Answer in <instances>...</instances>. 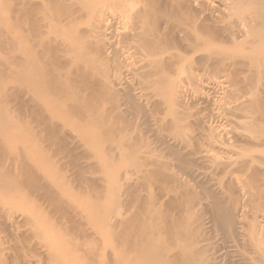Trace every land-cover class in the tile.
Returning a JSON list of instances; mask_svg holds the SVG:
<instances>
[{"label":"rangeland","instance_id":"obj_1","mask_svg":"<svg viewBox=\"0 0 264 264\" xmlns=\"http://www.w3.org/2000/svg\"><path fill=\"white\" fill-rule=\"evenodd\" d=\"M53 1L52 0H35V2H34V0H30L29 1V4L31 6H33L32 9H35V11H31V13L35 12V15L33 13V16H37L36 18H38L39 19L38 21L40 22L39 24H34L33 23L35 26L32 24V21L34 19L32 21H31V17L29 18L30 20L29 19H25L26 21L23 20L22 18L19 19L20 15H17V13H15L17 11L16 9H14V11H15L14 12L12 10L13 9L12 7L9 6L11 8L10 9L9 7H7L4 4V2H5L4 0L0 1V30H1V35H0V57H2V59H3L1 61H4V63L0 62V68H2V69H0V82H1V80H2V82L5 81V85L6 84L7 85L5 87L4 83H2L4 88H5V89L2 88V90L3 91L5 90V91L8 92L6 94V92H2V90L0 91V108L3 107L2 109H0V124H1L0 129L1 128L3 129L2 132L0 130V137L2 136V137L7 138L9 140V141H7V139H5V142H6V143L4 142L5 145L8 146V144H9V146H11V147L13 145H15V146L19 145L20 148L22 150H24V151L25 150H33L32 143L34 141L30 142V139L33 138L32 134L34 132H36V131L40 132L41 130L43 132L44 128H42V126L45 127V124H46L45 122L47 121V120L44 121V123H45L44 124L41 121L42 119L40 120L41 117H39V115H38L39 119H38L37 116H35L37 114H34V112H35L34 110L35 109L32 108V104L34 105V102H31L33 100V97L31 98V96H32L31 93H29L31 95L30 96L25 91L22 92L23 89H26L29 86L31 87L30 89L28 88L30 91H32V87H34V85H35L34 89L36 87H38V84L36 86L37 80H36V83H35L34 82L35 78L30 74L28 69H27V71L25 69L26 73L29 72V75L31 77H33V80H32V78L30 80H32L33 84L34 83L35 84L33 85L32 83L31 84L28 83L29 86H27L26 88L25 87L23 88L22 84H21V79H20L21 77L19 78V75L16 74L18 71L16 73L13 72L14 71L13 69H16V67H17L16 66L17 63L18 62L19 63L22 62V55L19 53L20 56L18 57L17 56L18 52L13 51V49H12L15 46L14 44H16L17 48H18V44L21 45L22 43H23V45L25 43H27L28 46H29V44L31 42H34V39H35L36 40L35 43L37 41H39L40 44H43L44 41H45L44 45H46V46L50 45L51 48H55L56 44L58 43L57 44V48H60L59 46H61V47L63 46L61 44L62 42H63V44H64V42H65V44H67L66 43L67 41L69 42V41L72 40V36H70V33H72V34L74 33V35H75L76 34L75 32L78 31V30H80L79 32H82V34L83 33H85V34L88 33L87 34V36L89 35V37L87 38L88 40H89V38L91 36H93V37H91L92 39H90V41L91 40L94 41L96 36L98 37V39L102 36L103 40H102V38L99 39L100 42L103 41L102 44H100V45H101V48L102 47H105V48H102V50L100 48V51L103 53V54L101 53L102 55H101V60L100 61H102L103 59H106L105 61L103 60L104 63L106 62L105 63L106 65H102V63L99 61L101 66L99 64L97 69L101 68V69H98V70L103 71L102 72V76L99 74L100 76L98 78L96 77L94 79H97V81H98V79L101 77V79H99L100 83H98V84H101L103 82V80H105V78H106V80L104 81L105 83L102 85V87L105 88L106 86H104V85L105 84L107 85V83H108L109 86L107 85L106 88H108V89H105L104 91H106L107 93H108V91L111 92V93H108L110 96H111V94H114V93L118 94V95H116L117 99H119V100H117V101H119L117 103H120V105L117 104V106L119 105V107H117V110H118L117 112L118 113H115L116 116H115V119H114L113 122L111 121L113 119H109V118L108 119L111 122L110 123L106 122L109 125L113 123L112 125L114 127L113 126H110V127L115 128L114 131L115 130L117 131V129H118V131H117V134H115L114 131H112V133H114V134H110L111 133L110 131H108L107 134L106 133L104 134L103 132L107 131L108 129L109 130L111 129V128H107L104 125L105 126L104 128H106V129H104V131L100 130L101 131L100 132L101 136L99 134L95 133L96 131L92 132V133H95L96 135L95 134L92 135V133H91L90 136H92L93 138L91 137L89 139V141L92 140V142L91 141L90 142H91V144L94 143V145L91 146V147L89 146L91 148L90 151H88V148H87L88 145L87 146L84 145L85 143H83V142H82L83 145H82V143L81 144L79 143V146L80 145L81 146L78 147L77 143L80 142V141L86 140V139H83V137L81 136L82 134L79 135V134H76V132H74L75 133L74 134L73 131H75V130L72 129V128H76V131H77V128H78L77 125L80 124L79 121L81 120V117H83V116H81L79 118V117H76L75 115H73V114H76V112L74 113L71 103L68 102L70 96L67 95V93L59 92L60 93L59 95H58V93L56 95H53V97L54 96L57 97V95H58L60 100L62 101V103H64V105H63L62 103L59 102L61 104L60 107H61L62 110L60 111V114L59 113L58 114L61 115V114L65 113L61 118H63L64 116H67L66 118H68V120L63 118L62 121L67 120L68 122L66 121V123H65V122H61V121L57 120V123H55L56 121L52 117L53 120H51L50 122L52 124H59V125L58 126L52 125L50 122H48L50 120V119H48L47 122L50 123V124L49 125L47 124L49 126V127L48 126L47 127L49 128L48 130L50 131V130H52V126L60 128V126H63L64 124H66V126L64 125L65 127H61V128H63L62 130H64V132H65L64 133L62 131L63 134H65L64 138L65 137H67V138H65L66 140H64V138L62 137L63 135H61L62 133L59 130V128L56 129V130L54 128L53 130H55L56 132L59 133V131H60L61 134H59V135H61V138H63V140H61L63 142H60L59 141L60 139L55 140L53 138L55 140V142L57 143L56 144L54 142V140H52V141L48 140V139H51L52 137L46 138L47 142H44L46 140H44L45 138L43 137L44 141L41 142V144L43 143L42 144V148L44 147L45 150L48 148L47 149L48 151L44 152L46 155L49 153L47 156L59 154L58 151L62 152V149H63V151L66 150V152L64 154H59L58 156L56 155L55 157H53L54 159H52V161H53L52 163H50L51 160L49 161L50 166L52 167L51 172H53L54 176L57 175V177L55 178L57 180V182L59 184L61 183L60 184L61 187L63 185L65 187V189L68 190L67 191L68 192L67 195H70L71 194V190H72V192H73L72 195L75 194L76 202H79V200L82 201L85 198H89L90 195L94 196L96 194V191L95 192L93 191V193H94L93 194L92 193V189L99 191L100 188L105 186L108 181L113 182V177H111V176L115 175L116 173H118L117 175L120 176V174L124 173L126 168L128 167L127 170L130 171V173L131 172H133V173H131V175L129 176L128 175L129 173L126 170V172L124 174L126 176L128 175L131 178L129 179V177L127 176V179L125 177H122V179L125 178L124 181L126 182L127 185L129 184V182H131L130 183L131 185H129V189H130L129 192L130 193L127 192L129 194V196H128L129 198L127 197L128 201L124 200V199H127L126 196L128 195V194L125 193L127 191V188H126L127 185H125L124 187H123V185H122V187H121V185L118 186L117 183L121 182V180L120 179H119L120 181L117 180L116 181V185L117 186H115V187L116 188L117 187H121L122 188L121 191H123L122 194L124 195V197L122 199H119V201L121 203H123V204H121V205L119 204L118 205V200H117V204H116L117 205V207H116L117 210H120L122 212H126L129 215H131V212L134 211V212H136V214L139 213L137 215L140 218L144 219L145 217H148V211H144V209H146L148 206L147 207L143 206V208H142V207H139L138 205H135L133 203H132V205L130 204L131 206L128 205V207H126L125 205H127L128 203H131V200L137 199V197H139L140 195L141 196L139 198L140 199L142 198L141 200H144V201L147 200V198H145L147 196H148V198L152 197L153 201L156 200V198H157V200L159 199L158 201L156 200L158 203L156 201H154V202H156L157 205H153V208H156L157 210L160 209V208H163V210L160 209L161 212L159 211L160 215L161 214H162V216L163 215H169L171 217V219L175 218L174 215H176V218L182 216L186 220L190 219L189 221H191V223H193V224H191V223H188L187 221L184 220L186 223L183 224V227H185L187 230L190 227L189 230L190 231H194V234H196V231H197L198 234H197V236L194 235L195 238L199 239V238L202 237L201 239H203L205 241V243H204V241H203V243H201L199 241V243H198L199 245L197 244L198 247L200 246L199 248H201L202 246L205 248V250L203 248L204 254H202L203 250L200 249L202 251L201 252V256L202 255H203V257L206 256L205 257V262H204L205 264H206V262H208L207 264H254L255 262H256L255 264H260V260H256L258 258L256 256L257 253H256V250H255V247L253 246V248L255 250V253H254L253 248L251 247L253 245V243H252L253 241H251V239L253 240V239H256L257 237H259L257 239L262 240L261 241L262 245L264 244V204H263L264 203V199H263L264 197L261 198V196L258 194L259 195L258 197H260L259 201L261 200L260 201L261 204H260V202L258 203V200H256L254 198L255 197L254 195H257V193L255 192V190L254 191L253 190H249V187L250 186H254V185L258 186L257 185L258 183H259V185H261L260 184L261 182H256L255 180H256L257 176H258L257 179H259V178L262 179L260 176L261 175L263 176V174L257 175V174H259L257 172H262L260 167H262V169L264 170V166H263L264 163L261 162V161L264 160V158L262 159L260 157L261 160L259 159V161L261 163H263V164H262V166L260 165L259 168H258L259 162L257 161L258 160L257 159L258 155L264 157V155H262V153H260L261 151L264 150V141H263L264 139L261 137V134H257V136L255 135L256 131H257V133H259V132L261 133L262 131H264V48L263 49L261 48L262 47L261 44H263V46H264V41L261 40V42H260V40H259V42H260L259 43L256 39H254L252 36H250L251 37L250 39L252 41L249 42V40H250L249 39L250 32H248L249 34H247V32H244V31H247L246 28L249 31H251L250 29H252V27H254L256 24H258L257 21H255L256 19L255 20L252 19L254 17V15H255L254 14V12H255L254 9L252 8L253 12H251V10L249 12V10H240V9H237V7H235V9H237V10H235L233 8L235 5H234V3H232V2H234V0H157L158 2H156V3H158L157 5L159 6L160 10H162V11H160V10L159 11L162 14L165 13V15L163 14L164 17H165L164 18L165 20H164V22L161 25H163L162 26V31H165L163 33H166V35L165 34L164 35L167 37V38L165 37V39L168 40V42L167 41L166 42L168 43L167 44L168 47L171 49L170 52L173 53V55H176V56L179 55V57L180 56L184 57L183 59H181L182 57H180V59L184 63L180 61L181 63L179 62V64H177V67H178V65L180 67V69H179L180 72L182 71L181 72L182 75H180V76L177 75V74L173 75L175 73V71H172L171 69H170V71L172 73L174 72L173 74L170 71L168 72L167 71L168 69L164 71V72L167 71L168 73H170L169 75H171V77H170L171 79L174 78V77L177 78V79L174 78V80L175 81L178 80L177 81L178 83L176 82V84H177V86L179 88V89L175 88V89H173V92H171L172 91L171 90L169 92V94L167 93L166 95H164L166 97H164L163 100L164 101L167 100L166 102H168V103L170 102L169 104H171L170 107H168L169 105L166 107L165 105L163 106L162 104L159 103L160 98H159V94H158L157 90L153 87V89L146 88V90H147L146 91L145 88H144V84L142 83L143 82L142 80H144V79H142L143 77H141L142 80L140 79L141 82L138 79L140 77L139 76L140 74H143V72H144L143 75L145 76V74L147 75L146 71H151V69H150V67L148 68L149 70H147L146 68H145L146 69L145 70L143 68V66L146 65L145 62L144 61L142 62L141 58H139L140 56L137 55V54H136L137 55L136 57L139 56L138 59L136 57H134L135 54L132 52V50H131V48L129 46L131 41H128L129 38H128L127 34H128V32L132 33V30L130 28L134 29L136 27L137 23L139 22V17H136V16H138V14H136L137 11L136 12L132 11L131 13L128 12L129 14L126 13L125 15H122V14H124L123 12L122 13L120 11L117 12L118 9H117V6H116V2L118 0H114L115 4H113L114 3L113 0H102L101 1L102 3L99 4V9H101V13H100L101 17H99L100 15L99 16L95 15V18H94V15L92 14V12H91V15H89L90 13H87L89 11L88 9L92 7L91 4H90V2L92 0H87V1L85 0L86 2L90 1L89 2L90 6H88V3L87 4L84 3L85 2L84 0H76V1L75 0H73V1L72 0H68V1H72V3L74 1L76 2V4L73 3V7H72V3H70L71 5L68 3L69 4V8L71 9V7H72V10L75 8L74 10H75V12L77 14L75 17H74V14H73V16L72 15L70 16V19L73 17L71 19V21L75 19V23H72L70 21L69 17L67 18V17H64L62 15H59V17H58V14L57 13H56L57 15L55 14V9H54V11H52V9L54 8V7H52L53 6ZM140 1H141V5H142V0H140ZM30 2H32V3H30ZM111 3L113 5H115L116 8H114V6H112ZM231 3L234 6H231L232 5ZM259 3H260V0L257 1V4H259ZM83 4H85V5H83ZM86 5L88 6V8H87ZM143 5H144V2H143ZM174 5H176V6H174ZM34 6H36L37 8L34 7ZM80 6H82V7H80ZM257 6H259V5H257ZM85 7H86V9L88 11L87 10H83L84 11L83 12L82 9H85ZM173 7H175V8H173ZM76 8L78 10H81V13L77 12L78 10H76ZM141 8H142V6H141ZM114 10H115V12L113 13ZM36 11H37V13H36ZM85 11H87V12H85ZM102 11H103V13H102ZM107 13L109 15H107ZM184 13L190 15V17L188 15V19H186V20H188L189 23H187V21H185L184 18H186V16H185ZM171 14H173V15H171ZM182 14H183V16H181L182 17L181 18L180 15H182ZM102 15H103V17H102ZM114 15L117 16V17H115ZM174 15L175 16L178 15L179 17L178 16L174 17ZM56 16L58 17V19H57ZM90 16H92V17H90ZM107 16H108V18H107ZM109 16L111 17V20H110ZM171 16L173 18H171ZM246 16L249 17L250 21L246 20ZM250 16H251V18H250ZM62 17L66 18V19L64 20ZM166 17H168V19L170 20V24H169V22L167 23V21H169V20H167ZM36 18H35L34 21H36V23H37L38 21L36 20ZM59 18H61V20L62 19L63 20L62 21L60 20L59 23H57ZM97 18H99V19H97ZM104 18L106 20H104ZM112 18H114V19H112ZM254 18H256V16ZM94 19H96L95 20L96 22H94ZM100 19H102L104 22L106 21V25H108V27L106 26L107 28L104 27V29L106 28V31L104 29H102L104 31L101 30L102 32H104V34L101 33L100 31L94 30V29H97L96 27L99 26L100 23H99L98 20H100ZM175 19H178V20L175 21ZM22 20L24 21V24L21 22ZM28 20L31 22L30 24H29ZM66 20H67V22H66ZM136 21H137V23H136ZM179 21H181V22L179 23ZM183 21H184V23H183ZM190 21L194 22L195 30H196V28L198 26H199L198 27L199 29L201 28V26H207L209 28L207 32L210 33L211 36H212V38L210 36V38L212 40H210V38H209V40H210L209 43L210 44L206 43V45L207 44L208 45L205 46V44H204V47H203L201 45L203 42H200V40L197 41L198 39H201V37H203V36H201L198 33L199 34L198 37H200V38H197V35L193 36L194 34L191 32V29L194 31L193 28H191V29L188 28L190 31L187 30V27L194 26L192 24V22H190ZM246 21H247V23H246ZM64 22H65V24H64ZM93 22L95 23V24H93V26H95V27L92 26ZM108 22H111V23L107 24ZM172 22L173 23H177V24H173ZM249 22L253 23L254 26L251 27V25H253V24H251L250 25L251 28H250L249 27V24H250ZM61 23L64 24V25L67 24V26L61 25ZM69 23L71 24V27H70ZM57 24L60 25V26L58 25V27L60 29L57 27ZM134 24H136V25H134ZM167 24H168V26H167ZM76 25H77V27H76ZM172 25H173L174 28L171 27ZM61 26H63V29H61L62 28ZM181 26H182V28L183 27L184 28L180 29ZM35 27L38 29L37 32H36V28ZM39 27H40V29H39ZM91 27H93V28L91 29ZM69 28L70 29L72 28V30H70ZM163 28L165 30H163ZM241 28L243 29V32H242ZM126 29H128V30H126ZM65 30H67V31H65ZM87 30H90V31L92 30V35L90 34L91 32H87ZM129 30H131V31H129ZM39 31H40V33H38ZM98 32L101 35L98 34ZM187 32H189V33H187ZM190 32L192 34H190ZM60 33H61V35H60ZM213 33H215V34L212 35ZM31 34H33V35H31ZM40 34L41 35L43 34V35L41 37H39ZM78 34H81V33H78ZM124 34H126V35L124 36ZM186 34H188V35H186ZM245 34H247L248 36H246ZM19 35H23V36L26 35V37L24 36V38H27V40L23 39V41H22V39H19V37H20ZM27 35H28V37H27ZM34 35H37L38 37L36 38V36H34ZM122 35H123V37H125V39L122 37ZM66 36H68V37H66ZM15 37H16V39H14ZM32 37H34V38H32ZM69 37L71 38L70 40L68 39ZM30 38H32L31 39L32 41L30 40ZM40 38H42V39H40ZM63 38H65L66 40L68 39V40L64 41ZM73 38H74V36H73ZM126 38H128V39H126ZM195 38H196V42H194ZM98 39H96V40H98ZM204 40L205 39L203 38V41ZM234 40H236V41H234ZM253 40H255V41H253ZM7 41H8V44H7ZM11 41H13L12 45H14L12 48H10L11 44L9 45V43ZM126 41H128V43ZM103 43H104V45H103ZM251 43H253V45ZM8 45H9V47H8ZM38 46H37V48L40 47V46L39 47ZM65 46H63V47H65ZM128 46H129L130 49L126 50L128 48ZM234 46H237V47H234ZM253 46H255V47H253ZM16 47H14V48H16ZM34 47H36V46H34ZM41 47H43V49L47 48V49H45V52L46 51L49 52V47H44V46H41ZM41 47L39 49L35 48V49L39 50V52H37V50H35V52H37L36 54L39 53L37 55L39 57L37 60L41 59V60H39L37 62H40L42 64L46 59L49 60L48 59L49 53L45 54V55H47L46 56L47 58H46L45 55H44V52H42L43 49ZM72 48H73L74 52L76 51V53H74L72 51L71 46H70V52L68 50V52H69L68 54L70 55V58H71V56L74 57V58H78V56H80L79 54H81V53H77L78 50L80 51L79 47L76 46V45L75 46L73 45ZM124 48H126V49H124ZM254 48H256V49H254ZM11 49H12L13 52L11 51ZM68 49H69V47H68ZM231 49H234L235 51L234 50L232 51ZM223 50H225V51H223ZM121 51H123V53H121ZM128 51H129V53H128ZM71 52L74 55L73 54L71 55ZM130 52H131V54L133 53L132 57L130 56L131 55ZM228 52L231 54V55L229 54V57L227 56ZM224 53L225 54L227 53L226 54L227 57L225 58L226 60H224L225 56H222V54H224ZM232 55H234V56H232ZM250 55H252V59L253 60L251 59ZM258 55H260L261 57L259 56V58H258L257 57ZM102 56L105 57V58H103ZM166 56L168 57L169 55L167 54ZM34 57H36V55ZM126 57H128V59H129L131 64L128 62V59ZM13 58H14L15 62H14V60L10 61V59H13ZM123 58H124V61H123ZM218 58L220 60H218ZM261 58H262V61L260 62V64L263 62L262 63L263 65L262 64L258 65L259 61H258V63L257 62L255 63V61L257 59L261 60ZM7 59H8V61H7ZM132 59H133V61H132ZM42 60H44V61L41 62ZM138 61H139V63H138ZM140 61H141V64H140ZM63 62H64V60H63ZM63 62H61V64H60V61H59L58 64L56 63L58 65V67H59L58 71H59V69L61 67L62 68V70L60 69L61 73L63 71L64 74H68L66 72L68 65L65 68L66 70L65 69L63 70V68L65 67V66H63ZM14 63H16V64H14ZM13 64H14L15 68L13 67ZM41 64H39V66ZM129 64H130V66H129ZM132 64H134V66L135 65L136 66L134 67V66H132ZM44 65H46V67L42 65V69L45 67V68H47V70H49V69L51 70V68L53 66L52 64L48 65L47 62H46V64L44 63ZM64 65H65V63H64ZM137 65H140V66H137ZM49 66H51V68H49ZM103 66L104 67L106 66L105 69H104ZM260 67H262V68H260ZM38 68H40V67H38ZM45 68L43 69L44 71L46 70ZM70 68H71V66L68 68V70H70ZM137 68H139L140 70L143 69V72H142V70L140 71ZM172 69H174V68H172ZM136 70H138V73L135 72ZM22 71H24V70H22ZM41 72H43V71H41ZM104 72L105 73L108 72L109 76H108L107 73L105 74ZM24 73L25 72H22V74H23L22 75L23 76L22 79H24L26 77V75H27V74H24ZM44 73L45 72L41 73L42 76H44L43 75ZM47 73H48V71L45 74H47ZM73 73H74V71L71 73V77L76 78L77 76H75ZM99 73H100V71H99ZM103 73L106 75V77L103 76L104 75ZM132 74H137V75L133 76ZM3 75H4V78H3ZM97 75H98V73H97ZM143 75H141V76H143ZM135 76H136V78H135ZM45 77H42V79L44 81L42 80L40 82V86L48 85L49 88H50V86H52L54 84L52 82H54V81L56 82V80L54 78H52L51 76H50V79L48 78L49 80L46 79L47 77L46 78ZM151 77H153V76H151ZM151 77L149 79L150 80L151 79L154 80ZM28 78H30V77L27 76V79ZM51 78L54 79V81H51L52 80ZM107 78H108L109 81L107 80ZM94 79L91 82H93V84L95 85L96 83H94V82H97V81L94 80ZM27 81L25 80V82H27ZM179 81L181 83H179ZM137 82L140 83V84L138 85ZM25 84H23V86L27 85V84L26 85ZM142 84H143V86H142ZM3 86H1V87H3ZM48 86H46V87L48 88ZM90 87L91 86H89V87H87V86L85 87L84 86L85 89L83 87H82L83 89L81 87H79L81 89L78 88L77 93L78 92L79 93H78L77 97L80 98L81 103L83 102L82 104L86 105L88 103H91V105L88 104V106H90V108L93 109L94 106H95V108L98 107V106L95 105V104H97L96 102H98V100L97 101H93V98L94 99L97 98L98 94L96 95L97 97L96 96L93 97V95L90 92V95H92L90 97L89 91H88V90H91V89H89ZM86 88H87V90H86ZM94 88L95 87H92V90H99L97 87L95 89ZM109 88H111V91L109 90ZM28 89H26V90H28ZM112 89H113V91H112ZM162 90H164V89H162ZM20 91H21L20 96L16 95V94H19L18 92H20ZM101 91L103 92V88L101 89ZM150 91H152V92H150ZM155 91L157 93H155ZM143 92H145V95L142 94ZM14 93H16V94L14 95ZM103 93H105V92H103ZM107 93L104 95V97L106 96V98H109L110 96H108ZM25 94H27V96H25ZM61 94H63V95H61ZM11 95H12V98L10 97ZM149 95L152 96L153 98L150 97ZM146 96L148 98L147 100H146ZM167 97H169V98H167ZM52 98L50 100H52ZM71 98H73V97H70V101H71ZM3 99H4V102H3ZM17 99L18 100L21 99L20 101H22V102L18 101ZM50 100L48 99L47 101L49 102ZM109 100L107 99V102H106V103H108V104H106L107 108L110 107V105H111L109 103ZM52 101H51V103H52ZM99 101H101V100H99ZM151 101H153L154 103L151 102ZM55 102H56V99H55ZM55 102H54V104H56ZM94 102H95V104H93ZM98 103H101V102H98ZM259 103L260 104L262 103L263 105L261 104L262 106L260 105L261 107H259ZM54 104L52 106H50V107H53ZM92 104H93V107H92ZM103 104L105 105V102L101 103V105H103ZM157 104H158V106L159 105L160 106L157 107L156 106ZM256 104H258V105H256ZM65 105H68V107L66 108ZM57 106H55V107H57ZM172 106L174 107L175 110H173ZM64 108H66V109H64ZM159 108H161V110L164 108L165 111L162 110V112L161 111L159 112ZM169 108L172 109V111H175V112H169V114L165 113L166 109H169ZM261 108H263L262 111L259 110ZM1 110H3L2 114H4V115L8 114V116H9V114L11 113L10 116L13 117V118L11 117L12 120L11 121L8 120L9 122H4L3 123ZM176 110H177V113L178 112L180 113V114H177V115H179L178 116L179 120H180V121L178 120L179 122L177 121V119L175 120L176 122H174V119H173V118H178L177 115H176ZM163 112L165 114H163ZM262 112H263V114H261ZM171 113L172 114L174 113L173 116L171 115ZM165 115H167V116H165ZM10 116H9V118H10ZM73 116H75V117L73 118ZM85 116H84L85 120L83 118H82V120H84V121L81 120L82 121L81 123L83 125H84L83 122L87 121L86 120L87 117H85ZM87 116H89V115H87ZM109 117L110 118H114V116H112V114ZM164 118H167V119L169 118V119L168 120L166 119L167 120L166 121ZM260 118H262V120H260ZM7 119L8 118L6 116L5 120H7ZM39 120H40V124L43 123V124H41L42 126L39 124ZM97 120H101V117H100V119L98 117V119H96L95 121H97ZM169 120L171 122H169ZM106 121H108V120H106ZM163 122H164V124H163ZM86 123H85V125H86ZM168 123H171V124L168 125ZM176 123L177 124L179 123V125H176V127H175ZM247 124H249V126H251V127L248 128ZM50 126H51V128H50ZM80 126L81 125H79V129H80ZM252 126H253V128H252ZM177 127H179V128H177ZM257 127L258 128L261 127V128L258 129ZM6 128H9V129L10 128L11 129L15 128V130H16V128L25 129V130H27V132H25L24 134L28 133V131H29V136L31 135L32 138H29V136H27V134H26L25 136L28 137L29 139L25 138V141L23 142V144L19 143V139L15 138L13 135L7 136L9 134L7 131H9V130L7 129V131H6ZM28 128L32 129V133H31L30 129L28 130ZM39 128H41V129L39 130ZM83 128H84V126H83ZM257 129L259 130V132H258ZM66 130H68V131H66ZM251 130H253L255 134H251V133H253V131H251ZM71 131H72V133H71ZM78 131H80V130H78ZM78 131H77V133H80ZM5 133H7V134L5 135ZM13 133H11V134H13ZM53 133H55V132L52 131L51 134H53ZM98 133H99V131H98ZM35 134H39V133H35ZM42 134H44L43 136L47 137V134L45 135V132H43ZM55 134H57V133H55ZM262 134H264V132ZM14 135L16 136L17 133H14ZM48 136H50V134H48ZM57 136H58V134H57ZM57 136H56V138H57ZM77 136H80V138L76 139ZM252 136L255 137V138H253ZM22 137H24V136H22ZM36 137H34V138L36 139ZM58 137L60 138V136H58ZM95 137H100L102 143H105L106 141L108 143H110V142H112L111 139L113 137H119V138L121 137L119 140H117V138H116V140L113 138V141H117L118 144H119L118 141H120L121 144H125V145H120L121 146L120 147L115 142V144H116L115 148H117V146H118V148L120 147L119 149H117L119 152H121L124 149H128L130 147V144L124 143L126 140L123 141V138L124 139L127 138L128 143L130 141L134 142L131 145L137 144V146L139 147V151L141 153V156H143V157L142 158L139 157L141 160H134L133 159L134 157L131 156L132 158H129L130 157L129 156L128 157L129 158L128 161L126 159H124L125 157L124 158H120L119 157L120 159H123L122 161L126 160L125 163L129 162V164L127 163L128 164L127 167L119 166V167H123L122 170L120 168L121 171L114 170L115 169L114 166L116 164L119 165L121 163V160H120V163L116 162L118 160H115V162H114V159H117V158H113L112 155L115 154L116 157H118L119 155L120 156L121 155L125 156V154L126 155L130 154L131 150H127L128 154L125 153L126 150H125V152L122 151L121 154L117 150H114V151H116V152H114L113 150H111V147L110 148L108 147V146H111L113 142L110 145H106L105 149L108 148V150H107L108 152L107 151L105 152L103 150L104 148L102 150H100L98 148L93 149V147L94 148L97 147V145H96L97 143H95L93 141V139L94 140L95 139L96 140L97 139L100 140V138H95ZM131 138L133 140H131ZM258 138H260V139L258 140ZM80 139H83V140H80ZM121 139H122V142H121ZM17 140H18V142H17ZM40 140L41 139L39 137V142L35 141L36 144L41 145L40 144ZM104 140H106V141H104ZM49 141H51L52 143H49ZM65 141H67V142H65ZM89 141L87 139V142H89ZM35 142L33 143L34 147H35ZM53 142L56 145H58L59 147L56 146V145H52V144H54ZM25 143L26 144L29 143L32 146V148H31L30 145L26 146ZM62 143H65V144L62 145ZM91 144H89V145H91ZM53 146H55V147H53ZM66 146H68V149H66L67 148ZM123 146H125V147H123ZM62 147H66V148H62ZM231 147H232V150H231ZM239 147H240V149H239ZM20 148H19V150H20ZM121 148H122V150H120ZM131 148H132V146H131ZM92 149H93V151H92ZM97 149H98V151L96 152ZM241 149H243V150L240 151ZM247 149H248V151H247ZM249 149H250V151H249ZM94 150H95V152H94ZM21 151H19V154L22 153ZM230 152H232V153H230ZM235 152L237 153V155H236ZM238 152L240 153V155L238 154ZM106 153H108V154H106ZM111 153H113V154H111ZM242 154L244 155L245 158L243 157ZM248 154L250 156L249 158L247 156ZM106 155H111V156H107L108 157L107 158ZM115 155H114V157H115ZM254 155H256V157ZM110 157H112L113 159H111ZM236 157H237V159H236ZM239 157H241V159L244 158L242 160L245 161V162L243 163V161H242V163H240L241 159ZM40 158L41 157H39V156L38 157L34 156V159H36L38 161L41 160ZM228 158H229V160L231 162L228 160ZM238 158H239L240 162H237ZM130 159H132V160L130 161ZM135 159H137V158H135ZM233 159L237 160L236 162L239 163V165L237 164L238 167H236V165H235L236 163H235V161ZM247 159H248V161H249V159L251 161L255 160L254 161V163H255L254 169L256 167V169L258 168L261 171H258V169H257V171H255L256 169L254 170L253 167H252L253 170L252 169H243L244 168L243 165L246 166L247 164L250 165L252 163L251 161L248 162ZM9 160L10 159L5 158V161H3V162H5V164L1 163L3 165L2 166L3 169L4 170L6 169V173L5 174H3V175L0 174V176H2V177H0V180L2 179L1 180L2 182H4V181L6 182L7 181V179H5V178L6 177L8 178L9 174L6 175L7 173H9L8 170H11V169L14 170V166L11 169L8 167L7 164L9 163L11 165V163H12L11 160H10V162H7ZM97 160H100V161H102L104 163H106V161H109L107 163V165H109L112 168H110L109 166H107L105 164L107 169H108V167L110 168L109 171L105 170V173H104L103 172L104 171L103 167H102L103 170H101V168L99 166H98V168H100V169L98 170V168H95L97 166L95 164L99 162ZM6 162H7V164H6ZM216 162L218 164L221 162L220 163L221 166L219 164L220 168L217 166L218 164ZM227 162L229 163L228 165H226ZM49 163H48V165H49ZM230 163H232V164H230ZM44 164L42 163L41 166H39V167L37 166L38 168L35 171L37 173V176H39V177L47 176V172H48L50 166L48 167V165H47V167H46V164H45V166H44ZM222 164H224V165H222ZM233 165L235 167H233ZM100 166H102V165H100ZM160 166L162 167V169H159ZM227 167H229L230 170ZM116 168H117V166H116ZM237 168H239V169H237ZM156 169L158 171L159 170H163L164 171V169H165L166 173H169L170 175L165 173L168 176L166 181H164V180L162 181V179L161 180L160 179L157 180L158 178L154 177V179H156V180H154L153 182L151 181V184H150L149 183V178L151 177L150 175L152 174V171H155ZM242 169H243L244 172H242ZM157 170L155 172H157ZM222 170H224V171L226 170V171L224 172ZM37 171L40 173L41 176L38 175L39 173ZM220 171H222V172H220ZM237 171H239V172H237ZM253 171H255V173ZM17 172H21V168H18ZM223 173L226 174V176ZM248 173H249V175H248ZM253 174H256V175H253ZM5 175H6V177H4ZM109 175H111V176H109ZM117 175L115 177H117ZM104 176H106V179L109 176L110 180H108V179H107L108 181L105 180ZM151 179H153V178H151ZM169 179H170V182L173 180V182H171L170 184H169ZM230 179H232V180H230ZM246 179H247V181H246ZM128 180H129V182H127ZM235 180H236V182H235ZM25 181H26L25 179L21 178V188H23L22 190H24V192L26 191L27 187L30 186L28 184L29 182L28 181L25 182ZM124 181H122V184H124ZM248 181L251 182V184ZM111 182H108V183L111 184ZM164 182H167V183H164ZM180 182H181V184H180ZM228 182L230 184L231 183L232 184L236 183L237 185L235 184V186L234 185L233 186L235 188L239 187L238 190L235 189V188L233 189V187H231V186L229 187L228 186L229 185ZM26 183H27L28 186L26 185V187H25ZM239 183H242V184H239ZM110 184H108V186L107 185L106 186L108 188L110 187V189H111L110 192H112V194L113 193L115 194V190L116 189L112 190V187L114 188V182L111 185ZM119 184H121V183H119ZM219 184H220V186H219ZM223 184H224V187H223ZM93 186H95V187H93ZM99 186H100V188H98ZM107 187H106V189H107ZM131 187L133 188V190L135 189L134 191L138 190L139 192L137 191V193L136 192L134 193V191L131 190L132 189ZM171 187H172V189H170ZM173 187H174L175 191L173 190ZM221 187H223L222 189L225 191L224 193H222L223 190L221 191ZM227 187H229L230 189H227V191H226V189H224V188H227ZM246 187H248V188H246ZM19 188H20V186H19ZM96 188H98L99 190L96 189ZM103 189H105V188H103ZM119 189L117 188V190H119ZM231 189H233V190H231ZM239 189H241V190H239ZM247 189H248V191H245ZM27 190H29V192L28 193H27V191L25 192V194L27 193L26 194L27 195L26 198L24 196L25 194L22 196V194L24 192H21L22 194L19 193L22 197L18 196L19 198L18 197L16 198L17 195H15V193L12 192V194H11L12 196H11V195H8V193H6L4 190H2V191L0 190L1 191L0 192L1 193L0 197L3 198V201H2L3 203L1 204V206L3 207V212L1 210L2 209L1 207H0V211L2 212L3 216L5 215V216L9 217L8 219H6V217L4 216L3 219H2V221L3 220L6 221V222H4V221L1 222L2 224H1L0 228L3 229V233H4L5 227H3L2 225H5L7 223V221L8 222L10 221L9 223H7V225H5L7 227V229L9 230V233H8V230H7V232L5 234H1L2 231L0 230L1 231L0 235L1 236L4 235L3 237H5V235L8 233L7 235H11L12 236L11 239H10L9 238L10 236L8 237L6 235V237H7V238L5 237L6 241L9 239L8 240L9 242L7 241L8 245L6 243L4 245V247H7L6 248L7 249V253L9 254L10 258L13 256V258L15 260H17V261L22 259L20 261L21 262L20 264H45V262L47 264L48 263L50 264L51 261L53 262L54 259H56V256H58L61 253H62L61 255H64L63 253L66 252L67 256L66 255L65 256L67 257V259H66L67 261H66L65 264H72V263L75 264V261H74L75 258L73 259L74 262H71L73 254L70 256L71 257V260H70V257H69L70 254L67 251H64V249H63L64 247H65V249L66 248L70 249L71 247L68 248L69 245L67 244L68 241L70 242V240H68V239L72 238L73 240L72 239L71 240H72V242H74V239L78 238L76 236L79 235L78 231L76 232V228H74V226H72V228L69 227V226H71L73 224H70L71 222L70 223L68 222L70 219L66 218L67 217V213H65L63 215L62 213H64V211H62L61 209L60 210L62 212L59 209L57 211L54 210L56 208H53V206L49 207L51 204L48 203V201L45 200L44 197L41 196L42 198H40V196H39L40 192L36 191L37 193L34 194L35 191L33 192L30 187ZM177 190H178V192H177ZM234 190H235V192H234ZM132 191H133L134 195L137 196V197H134V199H131V198H133L132 197V195H133ZM169 191H171L172 193H170ZM173 192H174L175 195L172 196ZM226 192H228V193H226ZM252 192H253L254 195L252 194ZM83 193L85 194V196L83 195ZM33 194L36 197H33ZM79 194L82 195V199H79V198H81V197L78 196ZM152 194L155 195L154 198H153V196H150ZM183 194L184 195L187 194V197L191 194V196H189V198L191 199L192 197H195V199H196V200L194 199L195 202H192L193 200L190 201L188 198L186 199V195L184 196ZM220 195H222V196L220 197ZM179 196L181 198H183V199L180 200L181 198L179 199ZM230 196H232V197H230ZM121 197H119V198H121ZM247 197H248V199H247ZM258 197H256V198L258 199ZM33 198H35V199H33ZM37 198H38V201H37ZM160 198H162L163 200L160 199ZM171 198H172V200H174L173 198H176V199L178 198L180 202L177 203V207H176L177 209L174 208L173 210L170 211V209H172L170 207V204H169L170 201H171ZM252 198H254L255 200L254 199L253 200L256 201L257 203L253 202ZM67 199L70 200V198L68 196L65 197V200H67ZM226 199H228V201ZM232 199H233V202L235 201L236 204L232 203ZM33 200H34V202H33ZM122 200H124V202H122ZM217 200L220 201V202L225 201L226 204L229 203L228 205H231L232 207H236V209H235L236 218L238 216L237 221H239L241 223L245 222V227L247 229L246 233L247 232L250 233L251 232L250 229H252L253 231H256L257 233L255 232L254 235L250 234L252 236V238H251L250 235H249L250 236V238H249V236H247V234L245 235V237L244 236L240 237V235H239V237L236 236L237 239L238 238L239 239L235 240V236L234 235H237L236 233L234 235L231 234V233L229 234V232L223 231L222 230L223 228H221V227L218 228L219 227L218 226L219 223H216L217 222V220L215 218L216 214L214 213L215 211L212 210V209H214L213 208L214 207L213 204H215L214 202L217 201ZM246 200H248V201H246ZM36 201L39 202V203H37ZM229 201H231V203ZM185 202H186V204H183ZM32 203H34V207L31 206ZM35 203H37V204H35ZM161 203H162V205H161ZM225 203H224V205H226ZM249 203H250V205H249ZM255 203L256 204H260V207H259L260 210H259L258 213H254L253 214L254 211H253L252 208L255 206ZM41 204H42V206H41ZM167 204H168V206H167ZM133 205L138 206L139 208L138 207L135 208V206L133 207ZM234 205H236V206H234ZM161 206H166L167 208L165 207V209H164V207H161ZM248 206H250V207H248ZM31 207L34 210H37L35 208H38V210L36 212L40 213V211H41V213L40 214L34 213V210L31 211L32 210ZM18 208H19V210H18ZM43 208H45V209H43ZM126 208L129 209V210H132V211H129V210L127 211ZM7 209L9 210L8 213H11V215L8 214L9 216L6 215L7 214V211H6ZM10 209H12V212L10 211ZM42 210H45V211L43 212ZM165 210H167V211H165ZM183 210H185L184 213L185 212L189 213V212L193 211V212L188 214V215L192 214L191 216H193V217L190 216L191 218H189L188 215L187 216H183L184 215V214H182ZM29 211H31V213ZM82 211H79V213H75V214L79 215V217H77L78 215H76V219L75 220L80 219L82 214H83V216L86 214L85 212H82ZM32 212H33V215L37 214V218H36V216L33 217L35 219L31 218L33 215H31L29 217V215L32 214ZM49 212H51V213H49ZM55 212H57V213H55ZM194 212L198 213L199 217L195 216ZM245 212H247V213L249 212V213L247 214ZM261 212L263 213V215H262ZM58 213H60L62 217L64 216V219ZM199 214L201 215V217H200ZM245 214L248 215V216H246ZM257 214H258V216H257ZM252 215H254V216H252ZM11 216H14V217H11ZM15 217H17L16 220L18 219L17 221L19 222L17 224H19V225L21 224V227L19 225H17V226H19L18 229H17L16 228V224H15L16 222H14V225H13L14 228L11 226L12 227V230H11L10 229L11 227H9L10 226L9 224L12 225ZM28 217L31 218V219H28ZM47 217H48V220H47ZM195 217L198 218V222H196V223H195L196 220L192 222V220H193L192 218H195ZM250 217L254 218L255 220H253ZM32 219L35 220V221L32 222L35 225H34V227L31 226L32 227V230H31L30 225H33L31 223ZM39 219H40V221H39ZM58 219H60V221ZM61 219H63L64 221L61 220ZM245 219L246 220L248 219V221H244ZM83 220H84V222H86V219H83ZM173 220L176 221L177 219H173ZM252 220L254 222H252ZM26 221H27L28 224H29V222L31 224H29V226H28V224H26ZM56 221L59 224L55 223ZM250 221L254 225L253 224H249V223H251ZM67 222L69 224H67ZM36 223L41 224V225H36ZM104 223H105L104 221L101 222V223L100 222L96 223L97 224V228H98V226L99 227L102 226V224H104ZM197 223H198V225H197ZM187 224H189V226ZM240 224L237 225V226H239L238 227L239 229H240V226L242 225V224L241 225ZM248 224L250 225V227L252 226V228H250L248 226ZM59 225H60V227H59ZM65 225L68 227V229L67 228L65 229V227H66ZM186 226H188V227H186ZM36 227L37 228H41V231L39 229H36ZM243 227H244V225H243ZM248 227H249V230H248ZM29 228H30V230H29ZM195 229H197V230L195 231ZM36 230L37 231L39 230V233L36 232ZM44 230H45V234L44 233H40V232H43ZM49 230H51V231H49ZM59 230H61V231H59ZM63 230H64V234H63ZM5 231H6V229H5ZM48 231L51 233V235H52L51 237H53L54 239L51 238V237L50 238L48 237L50 235V233ZM105 231H107V232H105ZM105 231H104L105 233L103 232V234H105L106 237L102 236L101 234L99 236L96 235V237H100L101 240H103L104 242L108 243V244H106L108 246L103 245L102 248L106 247L105 249H108L107 250L108 251V255L111 253V256H112L113 252H114V248H115L114 244L111 242L112 241L111 239H113L112 238L113 235H110L108 230H105ZM253 231H252V234H253ZM12 232L13 233L15 232L14 233L15 235ZM22 232H24V233H22ZM60 232H62V233H60ZM32 233H33V235L31 236ZM35 233H37V235H35ZM25 234H28V235H25ZM72 234H74V235H72ZM241 234H243V233H241ZM13 235H14V237H13ZM71 235H72V237H71ZM191 235H192V232H191ZM228 235H229V237H228ZM232 235H233V237H230ZM260 235H261V237H260ZM33 236H35L36 238L33 237ZM45 236L48 237L45 242H47L48 239H49V242H47L45 244L47 246V251H45L46 250V247H44L45 245H41L42 241H44V239L46 238ZM73 236H75V237H73ZM253 236H254V238H253ZM3 237L1 238V240L3 239ZM61 237L63 239H61ZM66 237L68 239H66ZM246 237L249 238V239H247ZM41 238H43V239H41ZM233 238H234V240H233ZM76 239H75V241H76ZM79 239H78L79 243L82 242V239L81 240H79ZM51 240H52V242H51ZM57 240H58V242H60L59 240H63V243H60L62 246L57 244L59 251H57L56 254L55 253L51 254V252H49V250H48V248H49L48 244H55L57 242ZM105 240H107V241H105ZM249 240L251 241V243H250ZM260 240H259V242H260ZM27 241H28V243H26ZM33 241L34 242L36 241L37 243L36 242L34 243ZM64 241H67V242H64ZM237 241H239V244L242 243V245H241L242 247L238 244ZM242 241H244V242H242ZM235 243L237 244V247L235 246L236 245ZM245 243L248 246H246ZM9 244L11 245V247L16 246V247H14L15 250L14 249L13 250L15 252L18 250L17 253H15L13 250H11V247H10ZM28 244L30 246H33V248H34L33 249L31 247L32 248L31 252H27V251H30V249L27 250L28 247H30ZM43 244H44V242H43ZM249 245H251V246H249ZM262 245H261V247H263L262 249L264 250V245L263 246ZM17 246L19 248L21 247L20 250H19V248ZM35 246H37V248H35ZM41 247H42L43 250H41ZM104 248H103V250H105ZM60 249H61L62 252L60 251ZM107 251H103V253L106 255ZM249 251H250V253H249ZM46 252H49L50 254L46 253ZM55 252H56V250H55ZM252 252H253V256H252ZM25 253L27 255H25ZM262 253H264V251ZM45 254H46L47 258H48L49 255H51V257H50L51 261L49 260V258L48 259L46 258ZM47 254H49V255H47ZM53 255H56V256L53 257ZM108 255H106L105 257H107ZM262 255L263 256H260V257L258 255V257H259V259L263 260L262 262H264V254H262ZM16 256H17V258H16ZM18 256H21V257H18ZM208 256H210V258ZM73 257H74V255H73ZM251 257H252V259L254 258L253 259L254 261L251 260ZM108 258H109V260H107V258H105V261H106L107 264L110 263L109 261H111L110 259H112L113 257L110 258V255H109ZM11 260H13V259L11 258ZM15 260H13V261H15ZM17 261H15V262L18 263L19 261L18 262ZM257 261H259V262L257 263ZM91 263H92V261L89 262L88 264H91ZM138 264H142V262L141 263L139 262Z\"/></svg>","mask_w":264,"mask_h":264},{"label":"bare ground","instance_id":"obj_2","mask_svg":"<svg viewBox=\"0 0 264 264\" xmlns=\"http://www.w3.org/2000/svg\"><path fill=\"white\" fill-rule=\"evenodd\" d=\"M0 1H2V0H0ZM5 2H4V4L7 6V7H12L13 9V11H14V9H16L17 11L15 12V13H17V15H20L19 16V19H23V20H25V19H29L30 17H31V21L34 19L35 20V18L37 17V16H33V13H34V15H35V12H32L31 13V11H35V9H32V7L33 6H31L30 4H29V1L30 0H4ZM53 1V0H52ZM68 0H54L53 1V6L52 7H54L53 9H52V11H54V9H55V14L57 13L58 14V17H59V15H62V16H64V17H69V19H70V16L72 15L73 16V14H74V17L77 15L76 14V12H75V8L72 10V7H73V3L74 4H76V0L72 3V1H68ZM85 1V0H84ZM83 1V2H84ZM87 1V0H86ZM84 2V3H88V6H90V4H91V8H89L88 10L90 11H88L87 9H86V7H85V9H82V11L83 10H87V11H85V12H87V13H90L89 15H91V12H92V14L94 15V18H95V15L96 16H99L100 15V13H101V9H99V4H101L102 2V0H92L91 2L90 1H88V2ZM95 1V2H94ZM114 1V0H113ZM257 1H259V0H234V2H232V3H234V5L232 4L231 6H234L233 8L235 9V7H237V9H240V10H249V12H250V10H251V12H253L252 10L254 9V17L256 16V18H252L253 20H255V21H257V23L258 24H256L255 26H254V24L253 23H250L249 24V27H250V25L251 24H253V25H251V27L252 26H254V27H252V29H250L251 31H249L247 28H246V30L247 31H244V32H247V34H249L248 32H250V35H249V39L251 38L250 36H252L254 39H256L258 42H259V40H260V42H261V40L262 41H264V0H260V3L259 4H257ZM34 2H35V0H34ZM89 2H90V4H89ZM143 2H144V5H143ZM156 2H158L157 0H142V5H141V1L140 0H118L117 2H116V6H117V12H123L124 14H122V15H125L126 13H131L132 11H137V13L136 14H138V16H136V17H139V22L137 23V21H136V23H137V25L136 24H134V25H136V27L134 28V29H132V28H130L131 30H132V33H129L128 32V38H129V40L128 41H131L130 42V44H129V46H130V48H131V50H132V52L135 54V56L134 57H136L137 55H139L138 57L139 58H141V61L143 62H145V64L146 65H144L143 66V68L145 69H147V70H149L148 68L150 67V69H151V71H146V73H147V75L145 74V76L143 75L144 74V72H143V69H141L142 70V72H143V74H140L139 76V81L141 82V80L142 79H144V80H142L143 82V84H144V88H145V90H146V88H148V89H153V87L157 90V92H158V94H159V98H160V101H159V103L160 104H162L163 106L165 105L166 107L168 106V107H170V105L171 104H169L168 102H166V101H164L163 100V98L164 97H166V96H164V95H166L167 93L169 94V92L171 91V92H173V89H175V88H178V86H177V84H176V82L178 81V80H174V78H176V77H174V78H170L171 77V75H169L170 73H168L169 71H170V69L172 70V71H175V73L173 74L171 71V73L173 74V75H175V74H177V75H182L181 74V72H180V67H179V65H178V67H177V64H179V62L181 61V62H183L181 59H183L184 57H182V56H180V57H182L181 59H180V57H179V55H173V53H171L170 51H171V49L168 47V40L167 39H165V35H166V33H163V32H165V31H162V26L163 25H161L163 22H164V15H165V13H161L160 11H162V10H160V8H159V6L157 5L158 3H156ZM3 3V2H2ZM30 3H32V2H30ZM70 3H72V7H71V9L69 8V4ZM172 3V2H171ZM36 4V3H35ZM34 4V5H35ZM112 4V3H111ZM113 4H115V1H114V3ZM112 4V6H114V8H116V6L115 5H113ZM31 7H30V6ZM71 5V4H70ZM83 5H85V4H83ZM173 5V4H172ZM257 5H259V6H257ZM44 6V5H43ZM87 6V5H86ZM88 6H87V8H88ZM101 6V5H100ZM111 6V7H112ZM140 6V7H139ZM141 6H142V8H141ZM174 6H176V5H174ZM9 7V8H10ZM34 7H36V6H34ZM79 7V6H78ZM80 7H82V6H80ZM256 7V8H255ZM37 8V7H36ZM84 8V7H83ZM102 8V7H101ZM137 8V9H136ZM173 8H175V7H173ZM253 8V9H252ZM11 9V8H10ZM111 9V8H110ZM237 9H235V10H237ZM256 9V10H255ZM37 10V9H36ZM48 10V9H47ZM51 10V9H50ZM76 10H78L77 8H76ZM103 10V9H102ZM108 10V9H107ZM113 10V9H112ZM160 10V11H159ZM106 11V10H105ZM75 12V13H74ZM77 12H80L81 13V10H78ZM84 12V11H83ZM115 12V10L113 11V13ZM186 12V11H185ZM246 12V11H245ZM36 13H37V11H36ZM43 13V12H42ZM46 13V12H45ZM102 13H103V11H102ZM112 13V14H113ZM128 13V14H129ZM247 13V12H246ZM32 14V15H31ZM56 14V15H57ZM111 14V15H112ZM177 14V13H176ZM185 14V13H184ZM92 15V16H93ZM105 15V14H104ZM107 15H109L108 13H107ZM117 15V14H116ZM171 15H173V14H171ZM188 15L189 14H185V16H186V18H184L185 19V21H187V23H189L188 22V20H186V19H188ZM247 15V14H246ZM252 15V14H251ZM33 16V17H32ZM92 16H90V17H92ZM115 16V15H114ZM120 16V15H119ZM118 16V17H119ZM176 16H178V15H176ZM175 15H174V17H176ZM181 16H183V14L182 15H180V17ZM184 16V17H185ZM35 17V18H34ZM57 17V16H56ZM58 17H57V19H58ZM64 17H62L64 20L66 19V18H64ZM99 17H101V15L99 16ZM102 17H103V15H102ZM110 17V16H109ZM115 17H117V16H115ZM170 17V16H169ZM179 17V16H178ZM189 17H190V15H189ZM248 16H246V20H249V17L247 18ZM73 18V17H72ZM71 18V19H72ZM107 18H108V16H107ZM167 18V20H169L168 19V17H166ZM171 18H173L172 16H171ZM182 18V17H181ZM250 18H251V16H250ZM62 19V20H63ZM68 19V20H69ZM71 19H70V21H71ZM97 19H99V18H97ZM103 19V18H102ZM102 19H100V20H98L99 21V26L98 27H96L97 29H94V30H97V31H100L101 33H103L104 34V32H102V31H106V28L108 27V25H106V21L104 22ZM112 19H114V18H112ZM137 19V18H136ZM21 21L23 24H24V21ZM30 20V19H29ZM28 20V21H29ZM32 21V24L34 23V24H39L40 22L38 21L39 19L38 18H36V20L38 21L37 23H36V21ZM61 20V18H59V20H58V22L57 23H59V21ZM61 20V21H62ZM96 19H94V22H96L95 21ZM104 20H106L105 18H104ZM108 20V19H107ZM110 20H111V17H110ZM117 20V19H116ZM119 20V19H118ZM166 20V21H167ZM176 20H178V19H175V21ZM180 20V19H179ZM183 20V19H182ZM26 21V20H25ZM250 21V20H249ZM252 21V20H251ZM20 22V23H21ZM66 22H67V20H66ZM72 23H75V19L74 20H72L71 21ZM92 23V26H93V24H95V23ZM113 22V21H112ZM116 22V21H115ZM169 22V24H170V20L169 21H167V23ZM181 21H179V23H180ZM190 22H192V21H190ZM27 23V22H26ZM25 23V24H26ZM31 22L29 21V24H30ZM109 23H111V22H108L107 24H109ZM173 23V22H172ZM183 23H184V21H183ZM182 23V24H183ZM186 23V22H185ZM246 23H247V21H246ZM33 24V25H34ZM64 24H65V22H64ZM64 24H62L61 23V25H64ZM70 24V23H69ZM173 24H177V23H173ZM181 24V25H182ZM191 24V23H190ZM192 24L194 25V22H192ZM28 25V24H27ZM26 25V26H27ZM45 25V24H44ZM58 25L59 24H57V27H58ZM98 25V24H97ZM96 25V26H97ZM165 25V24H164ZM35 26V25H34ZM60 26V25H59ZM64 26H67V24L66 25H64ZM69 26V25H68ZM107 26V27H106ZM167 26H168V24H167ZM179 26V25H178ZM188 26V25H187ZM56 27V28H57ZM62 28L61 29H63V26H61ZM70 27H71V24H70ZM73 27V26H72ZM76 27H77V25H76ZM93 27H95V26H93ZM93 27H91V29L93 28ZM104 27H106L105 29H104ZM172 28H174L173 27V25L171 26ZM197 27V26H196ZM199 27V26H198ZM196 28V30H195V25L194 26H192V27H187V30L188 31H190L189 29H191V28H193L194 29V31L191 29V32L194 34L193 36H196L197 35V38H200V37H198V35L200 34L201 36H203V37H201V39H198L197 41H199L200 40V42H203L201 45L204 47V44H205V46H207L208 44H210L209 42H210V40H212L211 38H212V36H211V34L210 33H208L207 31H208V27L207 26H201V28L199 29V28ZM223 27V26H222ZM245 27V26H244ZM248 27V26H247ZM250 27V28H251ZM36 28V27H35ZM59 28V27H58ZM182 28V26L180 27V29ZM184 28V27H183ZM182 28V29H183ZM186 28V27H185ZM189 28V29H188ZM39 29H40V27H39ZM60 29V28H59ZM70 29V28H69ZM102 29H104V30H102ZM53 30V29H52ZM56 30V29H55ZM70 30H72V28L70 29ZM102 30V31H101ZM126 30H128V29H126ZM131 30H129V31H131ZM163 30H165L164 28H163ZM185 30V29H184ZM241 30H242V32H243V29L241 28ZM245 30V29H244ZM35 31V30H34ZM38 31V29L36 28V32ZM47 31V30H46ZM65 31H67V30H65ZM80 30H78V31H76L75 33V35H74V33L72 34V33H70V36H72V40L71 41H67L68 39L70 40L71 38L69 37L67 40L65 39V38H63L64 39V41L66 40L67 42V44H65V42H64V44L66 45H64L63 44V42L61 43L63 46H65V47H61V46H59L60 48H57V44H56V47L55 48H51V46L49 45V46H46V45H44V43H45V41H44V43L43 44H40V42L39 41H37L36 43H35V39H34V42H31L30 44H29V46H28V44L27 43H25L24 45H23V43L21 44V45H19L18 44V48L16 47V44H14V45H12V42L13 41H11L10 43H9V45L11 44V46H10V48H12L13 46L14 47H16V48H12L13 49V51H16V52H18V57L20 56V54L22 55V62L21 63H17V67H16V69H13L14 71L13 72H17L16 74H18L19 75V78L21 79V84H22V87L24 88H26L27 86H29V84H33V77L35 78L34 80V82L36 83V80H37V83H36V86H37V84H38V87H36L35 89H34V87H35V83L33 84L34 85V87H32V91H30L29 89L31 88L30 86L28 87V88H26V89H28V90H26V89H23L22 90V92L23 91H25L27 94H29V93H31V98L33 97V100L31 101V102H34V105L32 104V108H34L35 110V112H34V114H37V115H35V116H37L38 117V115H39V117H41L40 118V120L44 123V121H48V119H50L48 122H50L51 120H53V119H55V123H57V120L58 121H61V122H65L66 123V121L68 120V118H66L67 116H64L63 118H65V119H67V120H65V121H62L63 120V118H61L65 113H63V114H61V115H59L60 114V111L62 110L61 109V104L60 103H62V101L60 100V98H59V92H65V93H67V95H69L70 97H73V98H71V101H70V97H69V103H71V105H72V107H73V111H74V113L76 112V114H73V115H75L76 117H81V116H83V117H81V120H82V118L85 120V118H84V116L85 117H87V123L86 122H83L84 123V125L81 123L82 121H84V120H80L79 121V123L80 124H78L77 126H78V128H77V131L78 130H80V131H78V132H80V133H77V131H76V128H72V129H74L75 131H73V133L74 132H76V134H79V135H81L82 137H83V139H86V140H83V139H80V140H83V141H80V142H76L77 144H78V147H80L79 146V143L81 144L82 142L83 143H85L84 145H88V151H90L91 150V146H93L94 145V143L93 144H91V142H92V140H90L89 141V139L92 137V136H90L91 135V133L92 132H95V133H97V134H99L100 135V132L101 131H104V129H106V128H104L105 126L107 127V128H111L110 130L108 129L107 131H105V132H103L104 134L106 133H108V131H110L109 133L110 134H117V131H118V129H117V131L115 130L114 131V129L115 128H113L114 126L112 125V124H107L108 122L110 123L111 121L113 122L114 121V119H115V113H118L117 111V107H119V105H120V103H117V102H119V101H117V100H119V99H117V96L116 95H118V94H116V93H114V94H111V96L108 94V93H111V92H109L108 91V93L106 92V91H104L105 89H108V88H106L107 87V85H108V83H107V85L105 84L104 86H106L105 88L104 87H102V85L105 83L104 81L106 80V78H105V80H103V82L101 83V84H98V83H100L99 82V79H101V77L98 79V81H97V79H94V78H98L100 75L102 76V72L103 71H101V70H98V69H101V68H98L97 69V67H98V65L100 64V62L102 63V65H106L105 63H104V61L106 60V59H103V58H105V57H103L102 59L104 60H102V61H100L101 60V55L103 54L101 51H100V48H101V45L100 44H102V42L103 41H101L100 42V38H102V36L98 39V37L96 36V38L94 39V41L93 40H91L90 41V39H92L91 37H93V36H91L92 35V30L90 31V30H87V32H91L90 34V38H89V40L87 39L88 37H89V35L87 36V34L88 33H83L82 34V32H79ZM84 31V30H83ZM239 31V30H238ZM49 32V31H48ZM64 32V31H63ZM185 32V31H184ZM190 32V34H192ZM38 33H40V31L38 32ZM37 33V34H38ZM67 33V32H66ZM78 33H81V34H78ZM94 33V32H93ZM97 33V32H96ZM187 33H189V32H187ZM199 33V34H198ZM205 33V34H204ZM208 33V34H207ZM68 34V33H67ZM98 34H100L99 32H98ZM131 34V35H130ZM165 34V35H164ZM168 34V33H167ZM207 34V35H206ZM215 33H213L212 35H214ZM244 34V33H243ZM247 34H245L246 36H248ZM0 35H1V30H0ZM31 35H33V34H31ZM43 35V34H42ZM41 34H40V36L39 37H41L42 36ZM60 35H61V33H60ZM66 35V34H65ZM77 35V36H76ZM101 35V34H100ZM126 34H124V36H125ZM186 35H188V34H186ZM20 37H19V39H22V41H23V39H26L27 40V38H24V36L26 37V35H19ZM34 36H36V38L38 37L37 35H34ZM73 36H74V38H73ZM76 36V37H75ZM192 36V35H191ZM210 36H211V38H210ZM18 37V36H17ZM27 37H28V35H27ZM46 37V36H45ZM66 37H68V36H66ZM105 37V36H104ZM122 37H123V35H122ZM11 38V37H10ZM13 38V37H12ZM32 38H34V37H32ZM32 38H30V40L32 39ZM124 39H125V37H123ZM122 38V39H123ZM128 38H126V39H128ZM167 38V37H166ZM203 38L205 39L204 41H203ZM208 38V39H207ZM209 38H210V40H209ZM14 39H16V37L14 38ZM40 39H42V38H40ZM96 39H98V40H96ZM46 40V39H45ZM48 40V39H47ZM51 40V39H50ZM96 40V41H95ZM102 40H103V38H102ZM121 40V39H120ZM244 40V39H243ZM21 41V40H20ZM29 41V40H28ZM32 41V40H31ZM122 41V40H121ZM128 41H126L127 43H128ZM167 41V42H166ZM234 41H236V40H234ZM246 41V40H245ZM248 41V40H247ZM250 41H252L251 39L249 40V42ZM253 41H255V40H253ZM47 42V41H46ZM125 42V41H124ZM194 42H196V38H195V41ZM248 42V43H249ZM259 42V43H260ZM35 43V44H34ZM38 43V44H37ZM51 43V42H50ZM60 43V42H59ZM105 43V42H104ZM104 43H103V45H104ZM121 43V42H120ZM206 43H208L207 45H206ZM7 44H8V41H7ZM33 44V45H32ZM37 44V45H36ZM55 44V43H54ZM53 44V45H54ZM106 44V43H105ZM243 44V43H242ZM246 44V43H245ZM250 44V43H249ZM252 45H253V43H251ZM257 44V43H256ZM6 45V44H5ZM9 45H8V47H9ZM41 46H44V47H49V52L48 51H46L45 52V49H47V48H44L43 49V47H41L42 49V52H44V55L45 54H48L49 53V57H48V59L49 60H42L41 62H43L42 64L40 63V62H37V61H39V60H41V59H39V60H37L39 57L37 56L38 54H36L37 52H39V50H37V49H39ZM52 45V46H53ZM78 46L79 47V49H80V51L78 52L77 51V53H81V54H79L80 56H78V58H74V57H72L71 56V58H70V55L68 54L69 52H70V46H71V49H72V51H73V48H72V46ZM200 45V44H199ZM198 45V46H199ZM262 45V49L264 48V46H263V44H261ZM34 46H36V47H34ZM37 46L39 47V48H37ZM129 46H128V48L126 49V48H124V49H126V50H128V49H130L129 48ZM257 46V45H256ZM68 47H69V49H68ZM201 47V46H200ZM234 47H237V46H234ZM253 47H255V46H253ZM258 47V46H257ZM35 48H37V49H35ZM77 48V47H76ZM102 48H105V47H102ZM102 48H101V50H102ZM12 49H11V51H12ZM67 49V50H66ZM123 49V48H122ZM254 49H256V48H254ZM260 49V48H259ZM258 49V50H259ZM35 50H37V52H35ZM68 50H69V52H68ZM75 50V49H74ZM119 50V49H118ZM232 51L234 50V49H231ZM230 50V51H231ZM251 50V49H250ZM12 51V52H13ZM105 51V50H104ZM103 51V52H104ZM130 51V50H129ZM129 51H128V53H129ZM223 51H225V50H223ZM231 51V52H232ZM235 51V50H234ZM15 52V53H16ZM35 52V53H34ZM41 52V53H42ZM74 52V51H73ZM84 52V53H83ZM20 53V54H19ZM74 53H76V51L74 52ZM92 53V54H91ZM102 53V54H101ZM117 53V52H116ZM121 53H123V51H121ZM125 53V52H124ZM132 53V54H133ZM252 53V52H251ZM12 54V53H11ZM43 54V53H42ZM73 53L71 52V55H72ZM130 54H131V52H130ZM132 54L130 55L131 57H132ZM137 54V55H136ZM169 55L168 57L166 56V55ZM227 54V53H226ZM226 54L224 53V54H222V56H225L224 57V60H226L225 58L228 56L229 57V52H228V54H227V56H226ZM246 54V53H245ZM257 54V53H256ZM36 55V57H34ZM74 55V54H73ZM122 55V54H121ZM125 55V54H124ZM171 55V56H170ZM231 55V54H230ZM13 56V55H12ZM47 55H45V57H46ZM67 56V57H66ZM128 56V55H127ZM232 56H234V55H232ZM251 56V59H252V55H250ZM259 56L260 55H258L257 57L259 58ZM80 57V58H79ZM133 57V58H134ZM138 57H136L137 59H138ZM256 57V58H257ZM261 57V56H260ZM8 58V57H7ZM11 58V57H10ZM36 58V59H35ZM42 58V57H41ZM47 58V57H46ZM125 58V57H124ZM124 58H123V61H124ZM127 59H128V57H126ZM234 58V57H233ZM232 58V59H233ZM250 58V57H249ZM6 59V58H5ZM43 59V58H42ZM131 59V58H130ZM222 59V58H221ZM1 60H3L2 59V57H0V62H3L4 63V61H1ZM11 60H14V58L13 59H10V61ZM63 60H64V62H63ZM136 60V59H135ZM185 60V59H184ZM217 60V59H216ZM218 60H220L219 58H218ZM223 60V59H222ZM253 60V59H252ZM6 61V60H5ZM7 61H8V59H7ZM59 61H60V64H61V62H63V66H65L64 68H63V70L66 68V66L68 65L69 67L71 66V68H70V70H68V66H67V73L68 74H64L63 73V71H62V73H61V70H62V68L60 67V69H59V71H58V63H59ZM100 61V62H99ZM132 61H133V59H132ZM141 61H140V64H141ZM258 61H259V63H258ZM262 61V58H261V60H259V59H257L256 61H255V63L257 62L258 63V65L260 64V62ZM14 62H15V60H14ZM46 62H47V64L48 65H50V64H52L51 66H52V68H51V66H49V68H51V70L49 71V70H47V68H45L46 67V65H44V63L46 64ZM50 62V63H49ZM128 62L130 63V61H129V59H128ZM180 62V63H181ZM222 62V61H221ZM23 63V64H22ZM57 63V64H56ZM64 63H65V65H64ZM138 63H139V61H138ZM184 63V62H183ZM263 63V62H262ZM261 63V64H262ZM9 64V63H8ZM14 64H16V63H14ZM14 64H13V67H14ZM20 64V65H19ZM39 64H41L40 66H39ZM131 64V63H130ZM130 64H129V66H130ZM137 64V63H136ZM260 64V65H261ZM7 65V64H6ZM20 67H19V66ZM22 65V66H21ZM42 65L43 66H45L44 68L48 71V73L47 74H45L47 71L45 70H43L42 69ZM181 65V64H180ZM263 65V64H262ZM57 66V67H56ZM61 66V65H60ZM100 66H101V64H100ZM99 66V67H100ZM128 66V67H129ZM132 66H134V64H132ZM136 66V65H135ZM134 66V67H135ZM137 66H140V65H137ZM7 67V66H6ZM24 67V68H23ZM26 67V68H25ZM38 67H40V68H38ZM104 67V66H103ZM106 67V66H105ZM105 67H104V69H105ZM126 67V66H125ZM174 68V69H172V68ZM15 68V67H14ZM124 68V67H123ZM130 68V67H129ZM140 68V67H139ZM139 68H137V69H139ZM260 68H262V67H260ZM0 69H2V68H0ZM25 69H26V71H27V69L29 70V72H30V74L33 76V77H31L30 75H29V72H27L26 73V71H25ZM40 69V70H39ZM107 69V68H106ZM131 69V68H130ZM145 69V70H146ZM168 69V70H167ZM178 69V70H177ZM22 70H24V71H22ZM66 70V69H65ZM74 71V75L75 76H77L76 78H73V77H71V73ZM118 70V69H117ZM135 70V69H134ZM140 70V69H139ZM140 70V71H141ZM144 70V71H145ZM165 70H167L166 72H164ZM182 70V69H181ZM41 71H43V72H45L43 75L44 76H42V74L41 73H43V72H41ZM69 71V72H68ZM71 71V72H70ZM98 71V72H97ZM99 71H100V73H99ZM106 71V70H105ZM9 72V71H8ZM22 72H25L24 74H27L26 75V77L24 78V79H22L23 78V74H22ZM65 72V71H64ZM65 72V73H66ZM134 72V71H133ZM135 72H137L138 73V70H136ZM134 72V73H135ZM10 73V72H9ZM97 73H98V75H97ZM105 73V72H104ZM103 73V74H104ZM107 74H108V72H106ZM105 73V74H106ZM180 73V74H179ZM12 74V73H11ZM14 74V73H13ZM100 74V75H99ZM103 75L104 77H106V75ZM48 77H47V76ZM65 75V76H64ZM133 76L134 75H137V74H132ZM141 75H143V76H141ZM169 75V76H168ZM172 75V76H173ZM11 76V75H10ZM17 76V75H16ZM15 76V77H16ZM27 76H29L30 78H28L27 79ZM45 77L46 79H50V76L52 77V78H54L55 80H56V82L54 81V79H52L51 81H54V82H52V83H54L52 86H50V88H49V86L48 85H46V86H48V88L46 87V86H40V82L43 80L42 79V77ZM108 76H109V74H108ZM151 76H153V77H151ZM103 77V78H104ZM138 77V76H137ZM141 77H143L142 79H141ZM153 78L154 80H150L149 78ZM156 79H155V78ZM178 77V76H177ZM3 78H4V75H3ZM32 78V80H30ZM44 78V79H45ZM94 80H96L97 82H94V83H96L95 85L93 84V82H91L93 79ZM109 78V77H108ZM108 78H107V80H108ZM135 78H136V76H135ZM6 79V78H5ZM48 79V80H49ZM141 79V80H140ZM177 79V78H176ZM4 80V79H3ZM25 80L27 81V82H25ZM101 80V81H102ZM172 80V81H171ZM44 81V80H43ZM109 81V80H108ZM136 81V80H135ZM138 81V80H137ZM2 83H4V85H5V81L4 82H2V80H1V82H0V91L2 90V88L3 89H5L4 88V86H3V84ZM27 85H26V84ZM29 83V84H28ZM178 83V82H177ZM179 83H181L180 81H179ZM23 84H25L26 86H23ZM137 84L139 85L140 83H138L137 82ZM143 84H142V86H143ZM7 85V84H6ZM6 85H5V87H6ZM9 85V84H8ZM32 85V86H33ZM137 85V86H138ZM1 86H3V87H1ZM84 86L86 87H89V86H91L89 89H91V90H88L89 91V95H90V92H91V94L93 95V97H95L97 94H98V97L97 98H93V101H97L98 100V102H105V105L103 104V105H101V103H98V102H96L97 104H95V102L93 103V104H95L96 106H98V107H96L95 108V106L93 107V104H92V107H93V109H91L90 108V106H88V104H90L91 105V103H88V104H82L81 103V100H80V98L79 97H77V95H78V93H77V91H78V88L79 87H83L84 88ZM109 86V85H108ZM141 86V85H140ZM92 87H97L99 90H92ZM81 88H79V89H81ZM82 88V89H83ZM94 88V89H95ZM103 88V92H105V93H103L102 91H101V89ZM15 89V88H14ZM85 89V88H84ZM141 89V88H140ZM162 89H164V90H162ZM179 89V88H178ZM86 90H87V88H86ZM109 90L111 91V88H109ZM97 91V92H96ZM112 91H113V89H112ZM147 91V90H146ZM153 91V90H152ZM152 91H150V92H152ZM2 92H6V94L8 93L7 91H3L2 90ZM1 92V93H2ZM15 92V91H14ZM24 92V93H25ZM81 92V91H80ZM83 92V91H82ZM99 92V93H98ZM115 92V91H114ZM141 92V91H140ZM156 91H155V93H157ZM10 93V92H9ZM19 94H16V93H14V95L16 94V95H18V96H20V93H21V91L20 92H18ZM23 93V94H24ZM58 93V95H57V97L56 96H54L53 97V95H56ZM108 94V96H110L109 98H106V96L104 97V95L105 94ZM154 93V92H153ZM154 93V94H155ZM175 93V92H174ZM11 94V93H10ZM22 94V95H23ZM27 94H25V96H27ZM141 94V93H140ZM142 94H144L145 95V92H143ZM153 94V95H154ZM173 94V93H172ZM61 95H63V94H61ZM92 95H90V97L92 96ZM17 96V97H18ZM143 96V95H142ZM150 96V95H149ZM148 96V97H149ZM169 96V95H168ZM6 97V96H5ZM8 97V96H7ZM11 98H12V95L10 96ZM29 97V96H28ZM54 99H53V98ZM68 97V96H67ZM150 97H152V96H150ZM170 97V96H169ZM169 97H167V98H169ZM52 98V100L55 102V99H56V104H54V102L52 101V100H50ZM153 98V97H152ZM8 99V98H7ZM6 99V100H7ZM50 100L49 102L47 101V100ZM58 99V100H57ZM83 99V98H82ZM91 99V98H90ZM107 99L109 100V103L111 104L110 105V107H108L107 108V106H106V104H108V103H106L107 102ZM148 98H147V96H146V100H147ZM13 100V99H12ZM18 100V99H17ZM21 100V99H20ZM20 100H18V101H20ZM31 100V99H30ZM99 100H101V101H99ZM172 100V99H171ZM48 103H47V102ZM51 101H52V103L54 104V106L53 107H50V106H52L53 104L51 103ZM83 101V100H82ZM92 101V102H93ZM154 101V100H153ZM153 101H151V102H153ZM3 102H4V99H3ZM7 102V101H6ZM20 102H22V101H20ZM59 104H58V103ZM148 102V101H147ZM155 102V101H154ZM153 102V103H154ZM172 102V101H171ZM68 103V104H69ZM134 103V102H133ZM150 103V102H149ZM63 105H64V103H62ZM117 104H119L118 106H117ZM152 104V103H151ZM255 104V103H254ZM262 104V103H261ZM260 103H259V107H261L262 105H261ZM5 105V104H4ZM58 105V106H57ZM62 105V106H63ZM70 105V104H69ZM70 105V106H71ZM84 105V106H83ZM256 105H258V104H256ZM261 105V106H260ZM34 106V107H33ZM55 106H57V107H55ZM69 106V107H70ZM106 106V107H105ZM152 106V105H151ZM154 106V105H153ZM157 107H159L158 106V104L156 105ZM162 106V107H163ZM252 106V105H251ZM65 107L67 108L68 107V105H65ZM71 107V108H72ZM155 107V106H154ZM173 107V106H172ZM256 107V106H255ZM3 107H1L0 109H2ZM66 108H64V109H66ZM76 111H75V110ZM262 109L263 108H261V109H259V110H261L262 111ZM92 110V111H91ZM163 111H165L164 110V108L162 109ZM162 110H161V108H159V112L161 111L162 112ZM171 110V111H170ZM173 110H175L174 109V107H173ZM254 110V109H253ZM252 110V111H253ZM2 111L3 110H1V114H2ZM33 111V110H32ZM169 112H175V111H172V109H166V112L165 113H168L169 114ZM255 112V111H254ZM59 113V114H58ZM164 112H163V114H165ZM11 114V113H10ZM10 114H9V116H10ZM112 114V116H114V118H110L109 116ZM161 114V113H160ZM174 114V113H173ZM173 114L171 113V115L173 116ZM177 114H180L179 112L177 113V110H176V115ZM261 114H263V112L261 113ZM4 114H2V119H3V123L4 122H9V121H11L12 120V116H10V118H9V116H8V114H6V115H4ZM87 115H89V116H87ZM175 115V116H176ZM6 116H7V120H5L6 119ZM75 116H73V118L75 117ZM163 116V115H162ZM165 116H167V115H165ZM170 116V115H169ZM179 115H177V117H178ZM39 117H38V119H39ZM52 117H53V119H52ZM98 117H99V119H100V117H101V120H97V121H95L96 119H98ZM113 119V120H111V121H109V119ZM94 119V120H93ZM165 120L167 119V118H164ZM169 119V118H168ZM167 119V120H168ZM174 119V122H176L175 120L177 119V121L179 120V117L178 118H173ZM181 119V118H180ZM9 120V121H8ZM40 120H39V124H40ZM106 120H108V121H106ZM164 120V121H165ZM166 120V121H167ZM260 120H262V118H260ZM2 121V120H1ZM45 122L44 124H45V127L44 126H42L41 124H43V123H41L40 125L42 126V128H44L43 129V132H45V135L47 134V137L46 136H43L44 134H42L43 132H42V130L39 132H34L32 135H33V138H32V136L30 135L29 136V131H28V133H26L27 134V136H29V138H32V139H30V142H35V141H38L39 142V137H40V139L42 140H40V144H41V142H43L44 140H46V138H50V137H52L51 139H48V140H58V139H60L59 141L60 142H63V141H61V140H63V138H64V136H65V134H63V132H64V130H62L63 128H61V127H65L66 126V124H64L63 126H60V128L59 127H54V126H58L59 124H52L51 122V124L52 125H54V126H52V130H50L51 132L53 131V132H55V133H57L58 134V136H60V138L57 136V134H55V133H53V134H51V132L48 130L49 128V124L50 123H48V122ZM180 121V120H179ZM178 121V122H179ZM53 122V121H52ZM68 122V121H67ZM107 122V123H106ZM169 122H171L170 120H169ZM2 123V124H3ZM85 123H86V125H85ZM106 123V124H105ZM162 123V122H161ZM48 124V125H47ZM61 124V123H60ZM163 124H164V122H163ZM167 124V123H166ZM171 123H168V125H170ZM250 124V123H249ZM249 124H247L248 125V128L249 127H251V126H249ZM79 125H81L80 126V129H79ZM84 126V128H83V126ZM105 125V126H104ZM167 125V126H168ZM176 125H179V123L177 124H175V127H176ZM0 126H1V124H0ZM48 126V127H47ZM51 126H50V128H51ZM110 126H113V127H110ZM263 126V125H262ZM165 127V126H164ZM46 128V129H45ZM55 128V130L56 129H58L59 128V130L61 131V133H60V131H59V133L58 132H56L55 130H53ZM82 128V129H81ZM177 128H179V127H177ZM252 128H253V126H252ZM255 128V127H254ZM258 128V127H257ZM261 127H259L258 129H260ZM7 129L10 131H7ZM20 129V130H19ZM16 128V130H15V128H13V129H9V128H6V131L9 133L7 136H11V135H13L15 138H18L19 139V143H22L23 144V142L25 141V138L26 139H29L28 137H26L25 135L26 134H24L25 132H27V130H25V129H21V128ZM30 128H28V130H29ZM41 128H39V130H40ZM113 129V130H112ZM257 129V130H258ZM1 130V132H2V128L0 129ZM5 130V129H4ZM12 130V131H11ZM24 130V131H23ZM49 132H48V131ZM99 131V133H98V131ZM101 130V131H100ZM5 131V132H6ZM30 131H31V133H32V129H30ZM34 131V130H33ZM58 131V130H57ZM63 131V132H62ZM66 131H68V130H66ZM112 131H114V133H112ZM251 131H253V130H251ZM17 133V135L15 136L14 135V133ZM175 132V131H174ZM258 132H259V130H258ZM264 131H262L261 133L259 132V133H257V131L254 133V131H253V133H251V134H255L256 136H257V134H261V137L264 139V134H262ZM11 133H13V134H11ZM35 133H39V134H35ZM65 133V132H64ZM71 133H72V131H71ZM70 133V134H71ZM95 133H92V135L93 134H95ZM7 133H5V135H6ZM48 134H50V136H48ZM59 134H61V135H63L62 137L63 138H61V135H59ZM75 134V133H74ZM37 137H36V136ZM53 135V136H52ZM72 135V134H71ZM96 135V134H95ZM94 135V136H95ZM125 135V134H124ZM254 135V136H255ZM22 136H24V137H22ZM56 136H57V138H56ZM74 136V135H73ZM101 136V135H100ZM126 136V135H125ZM34 137H36V139L34 138ZM45 139H44V138ZM71 137V136H70ZM85 137V138H84ZM124 137V136H123ZM122 137V138H123ZM253 137V136H252ZM1 139H0V164L1 163H4L5 164V162H3V161H5V158H8V159H10L11 160V165L8 163L7 164V162H10V160L9 161H7L6 162V164L8 165V167L11 169V168H13V166H14V170H8V172L9 173H7L6 175H8V178L6 177V175L4 176V177H6L5 179H7V181L5 182L4 180V182H2L1 180H0V190L2 191V190H4L6 193H8V195H11L12 194V192L13 193H15V195H17L16 196V198L18 197V196H21L19 193H21V192H24V190H22L23 188H21V178H23V179H25L26 181L25 182H29L28 184L30 185V186H28L27 185V183L25 184V187H26V185L28 186L27 187V189H29V187L32 189V191L34 192L35 191V193L34 194H36L37 192L36 191H38V192H40V198H42V197H44V199L45 200H47L48 201V203H50L51 205L49 206V207H52L53 206V208H56V209H54V210H62V211H64V213H62L63 215L65 214V213H67V217L66 218H69L70 220L68 221L70 224H73V225H71V226H69V227H71L72 228V226H74V228H76V232L78 231V236H76V237H78L77 239H76V241H75V239H74V242H72V240L69 238H67L66 237V239H68V240H70V242L68 243L67 241H64V242H67V244L69 245V247L68 248H70V249H65V247L63 248L64 249V251H67L70 255H69V257L73 254L74 255V257H73V255H72V260H71V257H70V260H71V262H74L75 261V264H88L89 262H91L92 261V263L91 264H105L106 263V261H105V258H107V260H109V255H110V258L111 257H113L112 259H110L111 261H109L110 263L109 264H138L139 262L141 263L142 262V264H205L204 262H205V257L206 256H204L203 257V255L201 256V250H203V246L201 247V248H199L198 247V243H199V241L201 242V243H203V239H201V238H195V236L194 235H196L197 236V229H195V231H196V234H194V231H190L189 230V228H188V230L190 231H188L185 227H183V224H185L186 222L185 221H187L188 223H191V221H189V220H186V219H184V217H178V218H176V215H174L175 216V218H172L171 219V217L169 216V215H163L162 216V214L160 215L159 214V211L161 212V210H163V208H160V209H156V208H153V205H157L156 204V202L159 200H157V198H156V200H154V201H156V202H154L153 201V199H152V197L151 198H148V196L147 197H145V198H147V200L146 201H144V200H141L139 197L141 196H139V197H137L136 195H134V193L136 192L137 193V191H134L133 190V188L131 189V190H133L134 191V193H133V191H132V197L133 198H131V199H134V197H137V199H135V200H131V203H128L127 205H125L126 207H128V205L129 206H131L132 205V203L133 204H135V205H138L139 207H142L143 208V206L144 207H147L146 209H144V211H148V217H143L144 219H142V218H140L137 214H139V213H137L136 214V212H134V211H132V210H129V209H127V211L129 210V211H132L131 212V215H129V214H127L126 212H122V211H120V210H117L116 209V207H117V200H118V205L120 204H123V203H121L120 201H119V199H122L123 197H124V195L122 194L123 193V191H121V187H122V185H123V187L125 186V185H127L126 184V182L124 181V179L126 178L127 179V176L129 175H131V173H133V172H131L130 173V171H128L127 170V166H128V164H129V162H126L125 163V161L127 160H129V158H132V157H134L133 159L134 160H141L140 158H142L143 156H141V153H140V151H139V147L137 146V144H133V145H131L132 143H134V142H129L128 143V141H127V138L126 139H124L123 138V141L124 140H126L124 143H127V144H130V149L128 148V149H124V150H122V148L120 149V150H122L123 152H125V150H126V152L125 153H127V150H131V153L130 154H128V155H126L125 154V156H123V155H117L118 157H116V155H115V157H114V155H112V157L113 158H117V159H114V162H115V160H118V161H116V162H118V163H120V160H121V165L119 164H116L114 167H115V169L114 170H117V171H121L122 170V168L125 166V167H127L126 168V170L128 171V175L126 176L124 173L126 172V170H125V172L124 173H121L120 174V176L119 175H117L118 173H116L115 175H113V176H111V175H109V176H111V177H113V182H114V188L112 187V190L113 189H116L115 190V194L113 193L112 194V192H110L111 191V189H110V187L108 188L107 186H108V184H110V183H108V182H111V181H108V180H110L109 179V176H108V180L106 179V176H104L105 177V180H107L106 182V187H107V189H106V187L105 186H101L102 188H100V186L98 187V188H100V190L98 189V188H96V189H98L99 191H97V190H93L92 189V193H93V191L95 192L96 191V194L93 196H91L90 195V197L89 198H85L84 200H79V199H82V195H78L79 197H81V198H79L78 200H79V202H76V197H75V194L74 195H72V190H71V194L70 195H67L68 194V190L67 189H65V187L62 185V187H61V183L59 184L58 182H57V180L55 179L56 177H57V175L56 176H54L53 175V172H51V170H52V167L50 166V163H52L53 161H52V159H54L53 157H55L56 155L58 156L59 154H64L65 152H66V150L65 151H63V149L62 148H66V149H68V146H66V147H62L61 149H62V152L60 153L59 151H58V153L59 154H56V155H49V156H47L44 152L46 151H48L47 149L45 150L44 149V147L42 148V144L41 145H39V144H36V142H35V147H34V145H33V143H32V146H33V150H22L21 148H20V146L19 145H13L12 147L11 146H9V144H8V146L7 145H5V139H7V138H4V137H0ZM54 138V139H53ZM65 138H67V137H65ZM64 138V140H66ZM80 138V136H77L76 137V139H79ZM93 138V137H92ZM95 138H100V137H95ZM115 140H116V138H117V140H119L120 138L119 137H113ZM113 138L111 139V141L114 143H112V142H110V143H108L106 140H104V141H106L105 143H102V141H101V138H100V140H94L93 139V141L95 142V143H97L96 145H97V147H93V149H96V148H98V149H100V150H102L103 148V150L106 152L107 150H108V148L107 149H105V147H106V145H110L111 143H112V145L111 146H108L109 148L111 147V150H117V149H119L121 146L120 145H125V144H121L120 143V141H118L119 142V144L117 143V141H113ZM253 138H255V137H253ZM44 139V140H43ZM87 139H88V141L89 142H87ZM260 138H258V140H259ZM55 140H54V142H55ZM131 140H133L132 138H131ZM257 140V139H256ZM7 141H9L8 139H7ZM28 141V140H27ZM51 141H49V143H52ZM86 141V142H85ZM264 141V140H263ZM5 142V143H4ZM17 142H18V140H17ZM29 142V141H28ZM37 142V143H38ZM44 142H47V140L46 141H44ZM53 142V143H54ZM65 142H67V141H65ZM69 142V141H68ZM115 142H116V144H118V146H120L119 148H118V146H117V148H115L116 146V144H115ZM121 142H122V139H121ZM12 143V142H11ZM56 143V142H55ZM52 144V145H56V144ZM83 143H82V145H83ZM88 143V144H87ZM26 144V143H25ZM63 144H65V143H62V145ZM89 144H91V145H89ZM28 145H30L29 143H27L26 144V146H28ZM51 145V146H52ZM61 145V146H62ZM114 145V146H113ZM135 145V146H134ZM31 146V145H30ZM29 146V147H30ZM32 146H31V148H32ZM56 146H58V145H56ZM90 146V147H89ZM127 146V145H126ZM131 146H132V148H131ZM53 147H55V146H53ZM59 147V146H58ZM123 147H125V146H123ZM19 148H20V150H19ZM90 148V149H89ZM113 148V149H112ZM115 148V149H114ZM60 149V150H61ZM93 149H92V151H93ZM98 149L96 150V152L98 151ZM239 149H240V147H239ZM22 150V151H21ZM86 150V149H85ZM229 150V149H228ZM231 150H232V147H231ZM243 149H241L240 151H242ZM245 150V149H244ZM263 150V149H262ZM19 151H21L22 153L21 154H19ZM103 151V152H104ZM118 151V150H117ZM121 151V152H122ZM235 151V150H234ZM246 151V150H245ZM244 151V152H245ZM247 151H248V149H247ZM249 151H250V149H249ZM50 152V151H49ZM57 152V151H56ZM94 152H95V150H94ZM101 152V151H100ZM108 152V151H107ZM114 152H116V151H114ZM119 152V151H118ZM121 152H119L120 154H121ZM228 152V151H227ZM226 152V153H227ZM257 152V151H256ZM255 152V153H256ZM229 153V152H228ZM230 153H232V152H230ZM234 153V152H233ZM236 153V152H235ZM242 153V152H241ZM247 153V152H246ZM251 153V152H250ZM260 153H262V155H264V150L263 151H261ZM99 154V153H98ZM105 154V153H104ZM106 154H108V153H106ZM111 154H113V153H111ZM123 154V153H122ZM224 154V153H223ZM238 154L240 155V153L238 152ZM244 154V153H243ZM242 154V155H243ZM236 155H237V153H236ZM238 155V156H239ZM258 155V154H257ZM34 156L35 157H41L40 159V161H38V160H36V159H34ZM90 156V155H89ZM107 156H111V155H106V157ZM130 156V157H129ZM132 156V157H131ZM248 156V158L250 157L249 156V154L247 155ZM255 157H256V155H254ZM21 157V158H20ZM112 157H110L111 159H113ZM124 158V159H126V160H124V161H122L123 159H120V158ZM129 157V158H128ZM140 157V158H139ZM205 157V156H204ZM243 157H244V155H243ZM259 157V158H258ZM260 157L263 159L264 157L263 156H260V155H258L257 156V161L259 162V164H258V168H259V166L261 165L262 166V164L264 163V160L263 161H261V162H263V163H261L260 161H259V159H260ZM43 158V159H42ZM108 158V157H107ZM128 158V159H127ZM135 158H137V159H135ZM240 159H241V157H239ZM239 158H238V161L237 160H234L235 161V165H236V167H238L237 166V164L239 165V163H237V162H240L239 161ZM245 158V157H244ZM244 158H242V159H244ZM19 159V160H18ZM103 159V158H102ZM204 159V158H203ZM236 159H237V157H236ZM241 159V162L240 163H242V160ZM251 159V158H250ZM249 159V161H248V159H247V161L248 162H250L251 160ZM51 160V161H50ZM96 160V159H95ZM101 160V159H100ZM100 160H97V161H99L98 163H96L95 165H97L95 168H98V166L101 168V170H103L104 169V173H105V170L106 171H109L110 170V168H112V167H110L109 165H107V163L109 162V161H106V163H104V162H102V161H100ZM132 159H130V161H131ZM144 160V159H143ZM226 160V159H225ZM228 160H229V158H228ZM261 160V159H260ZM49 161H50V163H49ZM105 161V160H104ZM230 161V160H229ZM237 161V162H236ZM254 161L255 160H252L251 162V164L250 165H246V166H244L243 165V169H252V167H253V169H254V166H255V163H254ZM102 164H101V163ZM124 162V163H123ZM135 162V161H134ZM153 162V161H152ZM231 162V161H230ZM245 161H243V163H244ZM42 163L44 164H46V167H47V165H48V163H49V165H48V167H49V170H48V172H47V176H42V177H39V176H37V173L35 172L36 170H37V168L39 167V166H41L42 165ZM128 163V164H127ZM131 163V162H130ZM217 163V162H216ZM221 163V162H220ZM219 163V164H220ZM223 163V162H222ZM14 164V165H13ZM45 164H44V166H45ZM107 166H109L108 167V169L106 168V165ZM162 164V163H161ZM218 164V163H217ZM219 164L217 165L218 167H219ZM225 164V163H224ZM224 164H222V165H224ZM229 163L227 162V164L226 165H228ZM230 164H232V163H230ZM234 164V163H233ZM10 165V166H9ZM100 165H102V166H100ZM163 165V164H162ZM161 165V166H162ZM241 165V164H240ZM253 165V166H252ZM3 165L1 164L0 165V174L1 175H3V174H5L6 173V169L4 170L3 169V167H2ZM38 166V167H37ZM116 166H117V168H116ZM119 166H123V167H119ZM158 166V165H157ZM156 166V167H157ZM160 166V168L159 169H162V167ZM220 166H221V164H220ZM264 166V165H263ZM102 167H103V169H102ZM106 169H105V168ZM165 167V166H164ZM223 167V166H222ZM232 167V166H231ZM233 167H235L234 165H233ZM232 167V168H233ZM247 167V168H246ZM2 168V169H1ZM18 168H21V172H17V169ZM100 168H98V170L100 169ZM120 168H121V170H120ZM166 168V167H165ZM220 168V167H219ZM227 168H229V167H227ZM226 168V169H227ZM257 168V169H258ZM261 168V170H262V172H257V173H259V174H257V175H260V174H263V176L261 175L260 177L262 178V179H257L258 178V176L256 177V182H261L260 184L261 185H259V183L257 184L258 186H250L249 187V190H255V192L257 193V195H254L253 194V192H252V194L255 196H253L256 200H258V203L261 201H259V198L260 197H258L259 195L261 196V198L262 197H264V170L262 169V167H260ZM46 169V168H45ZM48 169V168H47ZM223 169V168H222ZM235 169V168H234ZM237 169H239V168H237ZM236 169V170H237ZM243 169H242V172H244L243 171ZM252 169V170H253ZM255 169H256V167H255ZM254 169V170H255ZM257 169L255 170V171H257ZM157 170V169H156ZM155 170V171H156ZM229 170H230V168H229ZM261 170H259L258 169V171H261ZM3 171V172H2ZM155 171H152V174L149 176L150 178H149V183L151 184V181L153 182L154 180H156V179H154V177H157L158 179L157 180H161L162 179V181L164 180V181H166V179H167V175L166 174H168V175H170L169 173H166V171H165V169H164V171L163 170H157V172H155ZM222 171H224V170H222ZM222 171H220V172H222ZM226 171V170H225ZM224 171V172H225ZM246 171V170H245ZM255 171H253L254 173H255ZM38 172V171H37ZM102 172V171H101ZM102 172V173H103ZM237 172H239V171H237ZM39 173V172H38ZM166 173V174H165ZM224 174V173H223ZM245 174V173H244ZM256 174H253V175H256ZM38 175H40V173L38 174ZM117 175V177H115ZM225 176H226V174H224ZM237 175V174H236ZM248 175H249V173H248ZM252 175V176H253ZM41 176V175H40ZM119 176V177H118ZM128 176V177H129ZM0 177H2V176H0ZM122 177H125V178H123L122 179ZM131 177H129V179H130ZM151 178H153V179H151ZM171 178V177H170ZM243 178V177H242ZM253 178V177H252ZM121 180V182H119V183H121V184H119V183H117V185L119 186V185H121V187H117L119 190H117V188L115 187V186H117L116 185V181L117 180ZM148 179V178H147ZM224 179V178H223ZM254 179V178H253ZM104 180V179H103ZM119 180V181H120ZM176 180V179H175ZM230 180H232V179H230ZM249 180V179H248ZM23 181V180H22ZM81 181V180H80ZM122 181H124V184H122ZM178 181V180H177ZM246 181H247V179H246ZM113 182H111V184L113 183ZM127 182H129V180L127 181ZM171 182H173V180L171 181ZM170 182V179H169V184L171 183ZM234 182V181H233ZM235 182H236V180H235ZM244 182V181H243ZM249 182V181H248ZM131 182H129V184L126 186V188H127V191L125 192L126 194H128V193H130L129 191H130V189H129V185H131L130 184ZM164 183H167V182H164ZM176 183V182H175ZM227 183V182H226ZM229 183V182H228ZM247 183V182H246ZM245 183V184H246ZM250 184H251V182H249ZM248 183V184H249ZM105 184V183H104ZM110 184V185H111ZM174 184V183H173ZM179 184V183H178ZM180 184H181V182H180ZM225 184V183H224ZM224 184H223V187H224ZM232 184V183H231ZM230 183H229V187L231 186V187H233V189L235 188L234 186H235V184L233 183L232 185H231ZM239 184H242V183H239ZM249 184V185H250ZM60 185V186H59ZM133 185V184H132ZM226 185V184H225ZM234 185V186H233ZM237 185V184H236ZM19 186H20V188H19ZM66 186V185H65ZM219 186H220V184H219ZM240 186V185H239ZM244 186V185H243ZM242 186V187H243ZM247 186V185H246ZM24 187V186H23ZM69 187V186H68ZM93 187H95V186H93ZM183 187V186H182ZM186 187V186H185ZM223 187H221V191L223 190L222 188ZM229 187H227V188H224V189H226V191H227V189H230ZM245 187V186H244ZM103 188H105V189H103ZM238 188L239 187H237V188H235V189H237L238 190ZM246 188H248V187H246ZM245 188V189H246ZM26 189V191H27V193L29 192V190H27ZM102 189V190H101ZM170 189H172V187L170 188ZM176 189V188H175ZM233 189H231V190H233ZM109 190V191H108ZM173 190H174V187H173ZM236 190V191H237ZM239 190H241V189H239ZM0 191V192H1ZM25 191V192H26ZM166 191V190H165ZM172 191V190H171ZM171 191H169L170 193H172ZM175 191V190H174ZM190 191V190H189ZM245 191H248V189L247 190H245ZM244 191V192H245ZM25 192L22 194V196L25 194ZM83 192V191H82ZM86 192V191H85ZM128 192V193H127ZM139 192V191H138ZM177 192H178V190H177ZM176 192V193H177ZM225 191L223 190V192L222 193H224ZM234 192H235V190H234ZM233 192V193H234ZM240 192V191H239ZM26 193V194H27ZM180 193V192H179ZM191 193V192H190ZM226 193H228V192H226ZM1 194V193H0ZM24 195L25 196V198H26V196L27 195ZM34 194H33V197H36V196H34ZM94 194V193H93ZM123 196H122V195ZM217 194V193H216ZM236 194V193H235ZM259 194V195H258ZM83 195L85 196V194L83 193ZM171 195V194H170ZM173 195H175L174 194V192H173V194H172V196ZM184 195V194H183ZM186 195V199L188 198L190 201H192V202H195V197H192L191 199L189 198V196H191V194L187 197V194H185ZM184 195V196H185ZM215 195V194H214ZM223 195V194H222ZM222 195H220V197L222 196ZM229 195V194H228ZM12 196V195H11ZM21 196V197H22ZM42 196V197H41ZM66 196H68L69 198H70V200H65V197ZM122 196V197H121ZM129 196V194L126 196V198ZM150 196H153V198H154V196L155 195H150ZM213 196V195H212ZM119 197H121V198H119ZM230 197H232V196H230ZM256 197H258V199L256 198ZM7 198V197H6ZM19 198V197H18ZM129 198V197H128ZM128 198L127 199H124V200H127L128 201ZM139 198V199H138ZM144 198V199H145ZM159 198V197H158ZM181 197L179 196V199H180ZM185 198V197H184ZM215 198V197H214ZM229 198V197H228ZM254 198H252V201L253 202H256V201H254L255 199ZM33 199H35V198H33ZM160 199H162V198H160ZM166 199V198H165ZM174 200H172V198H171V201H170V207L172 208V209H170V211L171 210H173L174 208H176L177 207V203L178 202H180L179 201V199L177 198H173ZM176 199V200H175ZM183 198H181L180 200H182ZM195 199V200H194ZM223 199V198H222ZM247 199H248V197H247ZM254 199V200H253ZM264 199V198H263ZM43 200V199H42ZM77 200V201H78ZM124 200H122V202H124ZM130 200V199H129ZM163 200V199H162ZM225 200V199H224ZM227 201H228V199H226ZM3 201V198L2 197H0V207L2 208L1 210H2V212H3V207L1 206V204L3 203L2 202ZM25 201V200H24ZM37 201H38V198H37ZM36 201V202H37ZM169 201V200H168ZM189 201V202H190ZM214 201V200H213ZM246 201H248V200H246ZM33 202H34V200H33ZM184 202V201H183ZM188 202V201H187ZM197 202V201H196ZM230 203H231V201H229ZM8 203V202H7ZM37 203H39V202H37ZM37 203H35V204H37ZM158 203V202H157ZM215 204H213V208L214 209H212V210H214L215 212V214H216V220H217V222L216 223H219V227L218 228H223L222 230L223 231H227V232H229V234L231 233V234H237V235H234L235 236V240L237 239V237H239V235H240V237H242V236H244L245 237V235L247 234V236H249L250 234L251 235H254L255 234V232L256 231H253L252 229H250L251 230V232L250 233H246V231H247V229H246V227H245V222H239V221H237V218H238V216H237V218H236V211H235V209H236V207H232L231 205H228V204H226L225 203V201H223V202H220V201H215L214 202ZM224 203L226 204V205H224ZM232 203H235V201L233 202V199H232ZM257 203V202H256ZM255 203V206L252 208L253 209V214L254 213H258L259 212V210H260V204H261V202H260V204H256ZM47 204V203H46ZM126 204V203H125ZM131 204V205H130ZM164 204V203H163ZM183 204H186V202L185 203H183ZM189 204V203H188ZM192 204V203H191ZM236 204V203H235ZM264 204V203H263ZM25 205V204H24ZM135 205H133V207L135 206ZM161 205H162V203H161ZM165 205V204H164ZM190 205V204H189ZM247 205V204H246ZM249 205H250V203H249ZM253 205V204H252ZM31 206L32 207H34V203H32L31 204ZM41 206H42V204H41ZM40 206V207H41ZM138 206H135V208H137ZM167 206H168V204H167ZM184 206V205H183ZM234 206H236V205H234ZM8 207V206H7ZM31 207V211H33L34 209ZM138 207V208H139ZM161 207H164V209H165V207L166 206H161ZM179 207V206H178ZM188 207V206H187ZM238 207V206H237ZM248 207H250V206H248ZM134 208V209H135ZM153 208V209H152ZM167 208V207H166ZM184 208V207H183ZM186 208V207H185ZM35 209H37L38 210V208H35ZM43 209H45V208H43ZM119 209V208H118ZM121 209V208H120ZM125 209V210H126ZM177 209V208H176ZM18 210H19V208H18ZM37 210H34V213H37L36 211ZM60 210V211H61ZM83 210V211H82ZM122 210V209H121ZM150 210V211H149ZM188 210V209H187ZM247 210V209H246ZM250 210V209H249ZM262 210V209H261ZM7 211V214L6 215H11V213H8V209L6 210ZM10 211L12 212V209H10ZM31 211H29L30 213H31ZM43 212L45 211V210H42ZM51 211V210H50ZM59 211V212H60ZM61 211V212H62ZM79 211H82V212H85L84 214L86 215H84L83 216V214H82V216H81V218L80 219H78V220H75L76 219V215H78V214H75V213H79ZM165 211H167V210H165ZM169 211V212H170ZM184 211L185 210H183V212H182V214H184L183 216H187L189 213H191V212H193V211H191V212H189V213H184ZM195 211V210H194ZM263 211V210H262ZM1 212V211H0ZM2 212L0 213V226H1V222H3L2 221V219H3V217L5 216H3L2 215ZM15 212V211H14ZM60 212V213H61ZM134 212V213H133ZM158 212V213H157ZM250 212V211H249ZM248 212V213H249ZM16 213V212H15ZM40 213H41V211H40ZM40 213H37V214H40ZM49 213H51V212H49ZM54 213V212H53ZM55 213H57V212H55ZM60 213H58V214H60ZM145 213V212H144ZM166 213V212H165ZM168 213V212H167ZM195 214V216H198V213H196V212H194ZM238 213V212H237ZM245 213H247V212H245ZM247 213V214H248ZM262 213V212H261ZM28 214V213H27ZM37 214H35V215H33V212H32V214H30L29 215V217L31 216V215H33L31 218H33V217H35L36 216V218H37ZM181 214V213H180ZM197 214V215H196ZM8 215V216H9ZM13 215V214H12ZM24 215V214H23ZM48 215V214H47ZM160 215V216H159ZM192 215V214H191ZM191 215H188L189 216V218H191V217H193V216H191ZM200 215V214H199ZM241 215V214H240ZM246 215V214H245ZM262 215H263V213H262ZM261 215V216H262ZM15 216V215H14ZM14 216H11V217H14ZM25 216V215H24ZM41 216V215H40ZM60 216H61V214H60ZM141 216V215H140ZM191 216V217H190ZM246 216H248V215H246ZM250 216V215H249ZM252 216H254V215H252ZM257 216H258V214H257ZM6 217V219H8L9 217H7V216H5ZM28 217V219H31V218H29ZM49 217V216H48ZM48 217H47V220H48ZM59 217V216H58ZM62 217V216H61ZM77 217H79V215L77 216ZM199 217V216H198ZM200 217H201V215H200ZM16 218L17 217H15V219H14V221H13V223H12V225L11 224H9L10 226L9 227H13V225H14V222H16L15 224H16V228L18 229V227L20 226L21 227V224L19 225V224H17V223H19L17 220H16ZM63 219H64V216L62 217ZM245 218V217H244ZM250 218H252V217H250ZM262 218V217H261ZM5 219V220H6ZM33 219H35V218H33ZM31 220V223L33 222V221H35V220ZM63 219H61V220H63ZM83 219H86V222H84V220ZM141 219V220H140ZM173 219H177L176 221L175 220H173ZM193 219V220H192ZM191 220H192V222L193 221H195V223L196 222H198V218H192ZM253 220H255L254 218H252ZM16 220V221H15ZM37 220V219H36ZM46 220V221H47ZM59 221H60V219H58ZM185 220V221H184ZM252 220V222H254ZM262 220V219H261ZM20 221V220H19ZM28 221V220H27ZM27 221H26V224H28L27 223ZM38 221V220H37ZM39 221H40V219H39ZM64 221V220H63ZM105 222L104 224H102V226H98V228H97V224L96 223H98V222ZM184 221V222H183ZM244 221H248V219L246 220H244ZM4 222H6V221H4ZM10 222V221H9ZM8 221H7V223H9ZM24 222V221H23ZM67 222V224H69ZM200 222V221H199ZM251 222V221H250ZM249 223V224H253V223ZM7 223L5 224V225H7ZM25 223V222H24ZM30 222H29V224H31ZM55 223H58L57 221L55 222ZM62 223V222H61ZM242 225H241V224ZM29 224H28V226H29ZM33 224V223H32ZM59 224V223H58ZM191 224H193V223H191ZM200 224V223H199ZM241 225L240 226V229L238 228L239 226H237V225ZM248 224V226L250 227V225ZM258 224V223H257ZM5 225H2L3 227H5V229H6V231H5V229H4V233H3V229L2 228H0V230L2 231H0L1 232V234H5L6 232H7V227L5 226ZM17 225H19V226H17ZM34 225L35 224H33V225H30V227L31 226H33L34 227ZM36 225H41V224H38V223H36ZM61 225V224H60ZM60 225H59V227H60ZM88 225V226H87ZM188 226H189V224H187ZM197 225H198V223H197ZM202 225V224H201ZM243 225H244V227H243ZM254 225V224H253ZM256 225V224H255ZM53 226V225H52ZM66 226V225H65ZM86 226V227H85ZM188 226H186V227H188ZM191 226V225H190ZM258 226V225H257ZM12 227L10 228L11 230H12ZM39 227V226H38ZM41 227V226H40ZM49 227V226H48ZM47 227V228H48ZM55 227V226H54ZM63 227V226H62ZM249 227H248V230H249ZM14 228V227H13ZM52 228V227H51ZM68 229V227L66 226L65 227V229ZM197 228V227H196ZM216 228V227H215ZM250 228H252V226L250 227ZM16 229V230H17ZM24 229V228H23ZM36 229H39L40 231H41V228H37L36 227ZM50 229V228H49ZM63 229V228H62ZM199 229V228H198ZM10 230V231H11ZM29 230H30V228H29ZM31 230H32V227H31ZM39 230L37 231L36 230V232H38L39 233ZM52 230V229H51ZM51 230H49V231H51ZM54 230V229H53ZM105 230H108V232H109V234L110 235H113V239H111L112 241V243L114 244V246H115V248H114V252H113V255L111 256V253L108 255V249H105L104 247V249L105 250H103V248H102V246L103 245H106V244H108L107 242H104L103 240H101L100 239V237H96V235H102V236H105V234H103V232L105 231ZM201 230V229H200ZM241 230V231H240ZM23 231V230H22ZM48 231V232H49ZM59 231H61V230H59ZM69 231V230H68ZM73 231V230H72ZM71 231V232H72ZM241 233H243V234H241ZM252 231H253V234H252ZM19 232V231H18ZM31 232V231H30ZM67 232V231H66ZM70 232V233H71ZM75 232V233H76ZM105 232H107V231H105ZM104 232V233H105ZM190 234H189V233ZM191 232H192V235H191ZM200 232V231H199ZM226 232V233H227ZM8 233H9V230H8ZM7 233V234H8ZM13 233V232H12ZM15 233V232H14ZM13 233V234H14ZM20 233V232H19ZM22 233H24V232H22ZM40 233H44L45 234V230L43 231V232H40ZM50 233V232H49ZM60 233H62V232H60ZM69 233V234H70ZM73 233V232H72ZM257 233V232H256ZM6 234V235H7ZM21 234V233H20ZM43 234V235H44ZM63 234H64V230H63ZM67 234V233H66ZM107 234V233H106ZM228 234V233H227ZM6 235H5V237H6ZM15 235V234H14ZM14 235H13V237H14ZM19 235V234H18ZM25 235H28V234H25ZM33 235V233L31 234V236ZM35 235H37V233H35ZM41 235V234H40ZM49 235V234H48ZM72 235H74V234H72ZM72 235H71V237H72ZM233 235L232 236H230V237H233ZM250 235V236H251ZM4 235H0V264H20L21 262V260H15L14 258H13V256L11 257L13 260H15V261H17L18 263H16L15 261H13V260H11V258H10V256H9V254L7 253V247H4V245H5V243L8 245V243H7V241L9 240H7L6 241V238L5 237H3ZM10 239H11V235H7ZM52 235H51V233H50V235L48 236L49 238L51 237ZM199 236V235H198ZM201 236V235H200ZM203 236V235H202ZM237 236V237H236ZM250 236H249V238H250ZM3 237V239L1 240V238ZM18 237V236H17ZM16 237V238H17ZM33 237H35V236H33ZM42 237V236H41ZM46 237V238H45ZM44 238V241H42V243H41V245H45L47 242H49V239H48V241L47 242H45L46 240H47V236H45ZM59 237V236H58ZM65 237V236H64ZM73 237H75V236H73ZM106 237V236H105ZM228 237H229V235H228ZM260 237H261V235H260ZM27 238V237H26ZM36 238V237H35ZM51 238H53V237H51ZM80 238V239H79ZM247 238V237H246ZM245 238V239H246ZM249 238H247V239H249ZM251 238H252V236H251ZM253 238H254V236H253ZM257 238H259V237H257ZM251 239V241H253L252 243H253V245L251 246V245H249V246H251L252 248H253V246L255 247V250H256V253H257V258L258 259H256V260H260V264H264V262H262L263 260H261V259H259V257L260 256H263L262 254H264V253H262L264 250L262 249L263 247H261V245H262V240H260V239ZM5 239V240H4ZM40 239V238H39ZM41 239H43V238H41ZM54 239V238H53ZM58 239V238H57ZM61 239H63L62 237H61ZM78 239L79 240H81L82 239V242H80L79 243V241H78ZM107 239V238H106ZM239 239V238H238ZM237 239V240H238ZM13 240V239H12ZM27 240V239H26ZM33 240V239H32ZM202 240V241H201ZM227 240V239H226ZM233 240H234V238H233ZM244 240V239H243ZM259 240H260V242H259ZM6 241V242H5ZM21 241V240H20ZM60 242H58V240H57V242L55 243V244H48L49 246V248H48V250H49V252H51V254H56L57 253V251H59V249H58V245L57 244H59V245H61L60 243H63V240H59ZM78 241V242H77ZM105 241H107V240H105ZM246 241V240H245ZM248 241V240H247ZM250 241V240H249ZM251 241H250V243H251ZM9 242V241H8ZM11 242V241H10ZM34 242V241H33ZM36 242V241H35ZM34 242V243H35ZM43 242H44V244H43ZM51 242H52V240H51ZM238 242V244H239V241H237ZM236 242V243H237ZM241 242V241H240ZM242 242H244V241H242ZM26 243H28V241L26 242ZM37 243V242H36ZM39 243V242H38ZM200 243V244H201ZM204 243H205V241H204ZM235 243V244H236ZM259 243V244H258ZM65 244V243H64ZM198 244V245H197ZM244 244V243H243ZM10 245V244H9ZM29 245V244H28ZM34 245V244H33ZM36 245V244H35ZM71 245V246H70ZM240 246L242 245V243L241 244H239ZM238 245V246H239ZM245 245H246V243H245ZM264 245V244H263ZM262 245V246H263ZM21 246V245H20ZM23 246V245H22ZM30 246V245H29ZM62 246V245H61ZM106 246H108V245H106ZM209 246V245H208ZM236 247H237V244L235 245ZM239 246V247H240ZM246 246H248V245H246ZM9 247V246H8ZM10 247H11V245H10ZM14 247H16V246H13V247H11V250H13L14 249ZM18 247V246H17ZM28 247V246H27ZM33 248V246H30V247H28V249L27 250H29L30 249V251H27V252H31V249ZM44 247H46V250L45 251H47V246L45 245ZM43 247V248H44ZM242 247V246H241ZM19 248V247H18ZM21 248V247H20ZM20 248H19V250H20ZM23 248V247H22ZM35 248H37V246H35ZM60 248V247H59ZM108 248V247H107ZM34 249V248H33ZM58 249V250H57ZM201 249V250H200ZM240 249V248H239ZM10 250V249H9ZM15 250V249H14ZM13 250V251H14ZM22 250V249H21ZM41 250H43L42 249V247H41ZM55 250H56V252H55ZM204 250H205V248H204ZM204 250H203V253L202 254H204ZM251 250V249H250ZM253 250H254V248H253ZM255 250H254V253H255ZM12 251V252H13ZM18 251V250H17ZM17 251L15 252V253H17ZM25 251V252H26ZM36 251V250H35ZM54 251V252H53ZM60 251H61V249H60ZM103 251H107V253H106V255H108L107 257H105L106 255L103 253ZM20 252V251H19ZM26 252V253H27ZM33 252V251H32ZM49 252H46V253H49ZM62 252V251H61ZM245 252V251H244ZM10 253V252H9ZM25 253V255H27ZM66 253V252H65ZM65 253H63L64 255H61V254H59L58 256H56V255H53V257H55L56 256V259H54V261L52 262L51 261V259H50V257H51V255H49V254H47V255H49L48 256V258H49V260L51 261V263L50 264H65L66 263V259H67V253L65 254ZM246 253V252H245ZM249 253H250V251H249ZM11 254V253H10ZM13 254V253H12ZM21 254V253H20ZM19 254V255H20ZM43 254V253H42ZM14 255V254H13ZM16 255V254H15ZM66 255V256H65ZM249 255V254H248ZM258 255H259V257H258ZM45 256H46V254H45ZM252 256H253V252H252ZM18 257H21V256H18ZM105 257V258H104ZM209 258H210V256H208ZM250 257V256H249ZM16 258H17V256H16ZM23 258V257H22ZM46 258H47V256H46ZM47 258V259H48ZM75 258V260L73 261V259ZM20 259V258H19ZM195 259V260H194ZM254 259V258H253ZM252 259V257H251V260L252 261H254ZM210 260V259H209ZM47 261V260H46ZM77 261V262H76ZM108 262V261H107ZM259 261H257V263H258ZM25 263V262H24ZM208 262H206V264H207ZM254 263V262H253ZM256 263V262H255ZM254 263V264H255ZM45 264H47L46 262H45ZM49 264V263H48ZM73 264V263H72ZM107 264V263H106Z\"/></svg>","mask_w":264,"mask_h":264}]
</instances>
